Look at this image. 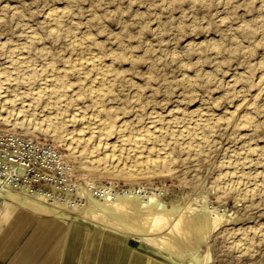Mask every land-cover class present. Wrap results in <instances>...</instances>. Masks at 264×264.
<instances>
[{"label": "rangeland", "instance_id": "374dc122", "mask_svg": "<svg viewBox=\"0 0 264 264\" xmlns=\"http://www.w3.org/2000/svg\"><path fill=\"white\" fill-rule=\"evenodd\" d=\"M3 1V0H2ZM0 1V20H1V23H0V46L3 45V47H0V56L2 54V57H0V65H5L7 64L10 59V54L12 53V50H14L16 47V49L18 50H21L23 52H21L23 55L25 54V56H27L28 58L31 59V61L33 62V64L35 65L38 64V65H35L36 67H41L42 64H44V62H42L43 60L42 59H45L48 55V58L45 59V62L49 60L50 58V62H52L56 67H61L62 66V62H63V58H67V57H70V56H73L74 54V51H71V50H75L74 47H73V42L75 41V38L77 39V41L82 45V46H86L87 48L91 47L92 48H89L91 51H94V52H98V54L103 57L105 54L107 56H110V57H107L106 55L102 58L103 61H105L106 63H109L110 61V64L111 65H114L115 69L117 70V72L119 73V75H113L112 76V82H113V92L112 94L109 96V98L105 99V102L114 107L115 108V111L116 113H118V116H124L122 117L123 119H126L127 121L131 122H135L136 124L138 123H147L149 120H150V117L151 116H154V118H159V122L163 125V126H166V124H168L167 122L171 121L172 123L169 125V126H172L173 124L176 125V123H189L190 121L192 120H196L199 118V121H201L202 123H205V128L207 130H205V136H203L204 140L202 142V146L200 147V151H197V153L195 152H191L190 153L188 151H185V152H182L184 150H180L179 148L176 147V149L174 150V147L171 148L169 147L170 145L166 146V150H167V155L168 156V160H169V167L166 168H163V170H161V175H160V172H158L157 174H153L154 178H152V175L150 177H143V178H138V179H134V180H127L128 182L126 183V181L121 177V175L117 176L115 178V181L113 179V183L115 184L113 186V191L114 190H123L129 186H132L133 187H146L147 190H149L151 187H163V191L161 193V197L162 199L166 202V204L168 206H170V202L173 198H177V202L178 203H184L186 201H193L195 198L196 199H205L207 201L208 204H213L214 206H217L219 209H222L223 212L226 214V215H235L238 219L236 221H232L230 223H226L225 225L223 226H220L216 229H214L212 231V233H210L207 237V242L206 244H203L201 246V249H200V256L202 259H204L206 262L205 264H264V238L262 239L261 237V232L264 231V159H262L261 157L264 158V103H262L264 101L263 99V96H264V91L261 92L263 89L260 88V83L258 82V78L261 76V75H264V70L263 69V65H264V0H201V3L200 0H188V2H185L187 0H164V3H163V0H76V1H72V0H43L42 2L40 0H4L3 2ZM9 1V2H8ZM45 1V2H44ZM47 1V2H46ZM66 1V3H65ZM91 1V2H90ZM130 1V2H129ZM166 1H170V4L168 5L166 3ZM203 1V2H202ZM230 1V2H229ZM11 2V3H10ZM13 2V3H12ZM68 2V3H67ZM179 2V3H178ZM185 2V3H183ZM205 2V3H204ZM232 2V3H231ZM7 3V4H5ZM18 3V4H16ZM23 3V5H22ZM47 3V5H43ZM51 4V8H50V4ZM77 3V4H76ZM177 3V4H176ZM181 3V4H180ZM187 3V4H186ZM197 3V4H196ZM226 6H225V4ZM259 3H263L262 5ZM5 4V6H4ZM16 4V5H15ZM70 4V5H69ZM72 4V5H71ZM74 4V5H73ZM174 4V5H173ZM192 4H194L192 6ZM207 4V5H206ZM7 5V6H6ZM12 7H15V8H12ZM15 5V6H14ZM21 5V6H20ZM53 5V6H52ZM64 5V6H63ZM162 5V6H161ZM168 5V6H167ZM179 5V6H178ZM222 5V6H221ZM224 5V6H223ZM254 6V7H250V6ZM8 6H10L8 8ZM17 6H19L18 8H16ZM23 6V8H21ZM46 6H47V9H46ZM57 9H60L62 10V12L59 14L58 16V20H57V23L58 25L62 28L59 27L60 31L59 33L57 34V36H55L57 39L56 41L54 42L53 39H55V37L53 39H51V36H48V29L50 27L53 26L54 23H52L50 20L48 19H45L47 18L46 17V14L49 9H55L56 7ZM72 6V7H71ZM116 6V7H115ZM126 6L128 9H126ZM129 6V7H128ZM167 6V7H166ZM258 6V7H257ZM3 7V9H2ZM7 7V8H6ZM62 7V8H61ZM81 7V8H80ZM120 7V8H119ZM262 9H261V8ZM6 8V9H5ZM13 11H12V9ZM42 8V10H41ZM44 8V9H43ZM260 8V9H258ZM9 9V10H7ZM17 9V11H16ZM23 9V10H21ZM77 9V10H75ZM123 9V10H122ZM4 10V11H3ZM15 10V11H14ZM47 10V11H46ZM121 10V11H120ZM125 10V11H124ZM136 10V11H135ZM171 10V11H170ZM254 10V11H253ZM10 13H9V12ZM45 11V12H44ZM66 11H68V13H66ZM74 11V12H72ZM258 11V12H257ZM3 12H6L5 14H7L8 12V16L7 15H1V14H4ZM13 14H12V13ZM260 12V13H259ZM14 13H15V17H14ZM63 13V14H62ZM72 13V14H71ZM99 13V14H98ZM116 13V14H114ZM12 14V15H11ZM17 14V15H16ZM22 15L21 18L19 15ZM70 14V15H69ZM77 14V15H75ZM102 16H101V15ZM182 14V15H181ZM222 14V15H220ZM254 14V15H253ZM261 14V15H260ZM39 15V16H38ZM41 15H43L41 17ZM67 15V16H66ZM75 15V16H74ZM95 15H99L98 17ZM138 15V16H137ZM181 15V17H180ZM226 15V16H225ZM253 15V16H252ZM3 16V18H2ZM7 16V18L5 17ZM74 16V17H73ZM92 16V17H91ZM14 19H13V18ZM24 17V18H23ZM40 17V18H39ZM64 17V18H63ZM67 17V18H66ZM70 19H69V18ZM102 17V18H101ZM226 17V18H225ZM252 17L254 19H252ZM263 19H262V18ZM16 18V19H15ZM44 18V19H43ZM73 18V19H72ZM77 18V19H76ZM88 18V19H87ZM90 18V19H89ZM92 18V19H91ZM95 20H94V19ZM98 18V19H97ZM101 18V19H100ZM104 18V19H103ZM137 18V19H136ZM171 18V19H170ZM173 18V19H172ZM183 18V19H182ZM223 18V19H222ZM3 19H6V20H3ZM24 19V20H23ZM26 19V20H25ZM64 19V20H63ZM79 19V20H78ZM101 21H100V20ZM103 19V20H102ZM192 19V20H191ZM245 19V20H244ZM3 20V21H2ZM22 20V22H21ZM28 20V21H27ZM41 20V21H40ZM46 20V21H45ZM60 20V21H59ZM88 20V21H87ZM95 22V23H92V21ZM98 20V21H97ZM159 20V21H158ZM165 20V21H164ZM223 20V22H222ZM260 20H263V21H260ZM5 21V22H4ZM11 21V22H10ZM17 21H20V22H17ZM34 21V22H33ZM39 21V23H38ZM75 21V22H74ZM79 21V23H78ZM86 21V23H85ZM91 21V22H90ZM103 21V22H102ZM3 22V23H2ZM6 22H9V23H6ZM29 25L26 24V23ZM51 22V23H49ZM82 22H84L85 24H83ZM88 22V23H87ZM102 22V23H101ZM160 22V23H159ZM189 22V23H187ZM222 22V23H221ZM243 22V23H242ZM259 22V23H258ZM261 22V24H260ZM6 23V24H5ZM18 23V24H17ZM21 23V24H20ZM37 23V24H36ZM44 23V24H43ZM46 23H49L48 26L49 28H47V24ZM60 23V24H59ZM72 23H75L72 24ZM81 23V24H80ZM90 23V24H89ZM107 23V24H106ZM128 25H127V24ZM182 23V24H181ZM241 23V24H240ZM25 24H26V28H25ZM34 24V25H33ZM36 24V25H35ZM40 24L41 26V29L40 26H38ZM62 24V26H61ZM79 24V25H77ZM91 26H89V25ZM102 24V25H100ZM119 24H120V27H119ZM124 24V25H123ZM181 24V25H180ZM224 24V26H223ZM230 24V26H229ZM243 24V25H242ZM246 24V25H245ZM250 24V25H249ZM255 24V25H254ZM7 25V26H6ZM11 25V27L9 26ZM32 26V29L31 30V26ZM74 25V26H73ZM82 25V26H81ZM85 25V26H83ZM86 25H88L86 27ZM94 25V27H93ZM125 25H127L125 27ZM142 25V26H141ZM165 25V26H164ZM173 25V26H172ZM181 26V28H178ZM238 25V26H237ZM242 25V26H241ZM246 26L245 29H247V32L246 30L244 29V27ZM36 26V27H35ZM38 26V27H37ZM45 26V27H44ZM67 26V27H66ZM73 26V27H72ZM80 26V27H79ZM99 26V27H97ZM103 26V27H102ZM108 26V27H107ZM123 26V27H122ZM130 26V27H129ZM148 28V30L145 31V27ZM184 26L183 30H182V27ZM261 26V28H260ZM20 27V28H19ZM75 27V28H74ZM77 27V28H76ZM80 29H79V28ZM85 27V28H84ZM97 27V29H93V28ZM122 27V28H121ZM125 27V28H124ZM132 27V28H131ZM143 27V28H142ZM166 27V28H165ZM229 27V28H228ZM231 27V28H230ZM240 27V28H239ZM7 28V29H6ZM18 28V29H17ZM23 28V29H22ZM30 28V29H29ZM35 28V29H34ZM82 28V29H81ZM87 28V29H86ZM135 28V29H134ZM238 28L239 31L238 32ZM250 28V29H249ZM255 28V29H254ZM6 29V30H5ZM22 29V30H21ZM75 29H76V33H75ZM84 29V30H83ZM89 29V30H88ZM91 29V30H90ZM102 29V30H101ZM126 29V30H124ZM134 29V30H133ZM161 29V30H160ZM177 29V30H176ZM223 29V30H222ZM230 29V30H229ZM232 29V30H231ZM263 29V30H262ZM4 30V31H3ZM17 30V31H15ZM24 30V31H23ZM27 30V31H26ZM36 30V31H35ZM41 30V31H40ZM73 32H71V31ZM81 32H80V31ZM89 32H88V31ZM98 30V31H97ZM101 30V31H100ZM110 30V32H109ZM113 30V31H112ZM120 30V33L118 32ZM131 30H133L134 32H132ZM142 30V32H140ZM143 30L145 32H143ZM164 30V31H163ZM181 30V32H180ZM234 30V32H233ZM249 30V31H248ZM254 30V31H252ZM258 30H262L261 32V35H260V31ZM23 31V32H21ZM38 31V32H37ZM44 31V32H43ZM64 33H63V32ZM95 31V32H94ZM106 33L104 34L103 33ZM122 31V32H121ZM139 31V32H137ZM31 34H29V33ZM61 32V33H60ZM73 34H71V33ZM77 32H80V33H77ZM102 33V35L100 33ZM115 32V33H114ZM124 32V33H123ZM129 32V33H128ZM155 32V33H154ZM162 32V33H160ZM244 32V33H243ZM16 33V34H15ZM20 33H21V36H20ZM27 33V35H26ZM46 35H42V34ZM67 33V35L65 34ZM70 33V34H69ZM84 33V34H83ZM99 33V34H98ZM128 33V34H127ZM136 33V34H134ZM205 33V34H204ZM207 33V34H206ZM230 33H231V36H230ZM237 33V34H236ZM254 33H257L256 35H254ZM259 33V34H258ZM8 36H7V35ZM19 34V35H17ZM24 34V36H23ZM36 34V35H35ZM41 34V35H40ZM62 34V35H61ZM82 34V36H81ZM93 34V35H92ZM113 34H120V35H123L125 34V36H121L120 38V35L119 38H117L118 36H112ZM134 34V36H133ZM139 34H142V35H139ZM204 34V35H203ZM228 34V35H227ZM237 35V36H232V35ZM33 37V38H36L34 37L37 36L36 39H34L35 41H37L38 39V42H35L34 43V40L32 41V38L30 37ZM39 35V37H38ZM60 35V38H58ZM73 37H72V36ZM76 35V36H74ZM98 35V36H97ZM102 36V37H99V36ZM130 35V36H129ZM136 35V36H135ZM157 35V36H156ZM216 35V36H215ZM218 35V36H217ZM250 35V36H249ZM3 36V37H2ZM6 36V37H5ZM10 36V38H9ZM70 36V38H69ZM88 38H86V37ZM94 36V37H93ZM108 36H111L108 37ZM141 36V37H140ZM213 36V37H212ZM221 36V37H220ZM246 36V37H245ZM15 37V38H14ZM18 37V38H17ZM22 37L24 40H22ZM26 37V38H25ZM28 37V38H27ZM44 39H43V38ZM64 37V38H62ZM67 37V40H65ZM122 37H127L126 39L122 38ZM130 37V38H129ZM134 37V38H133ZM135 37L136 39L138 40H142L143 41V45H141L142 41L139 43L137 40V42H135ZM140 37V39H139ZM147 37V38H146ZM210 37L212 38V43L213 45L209 44V41L211 42V39ZM228 37V38H227ZM239 37V38H238ZM13 38V39H12ZM91 38V39H89ZM117 38V39H115ZM209 38V39H208ZM2 39V40H1ZM30 41H29V40ZM48 39V40H47ZM64 39V40H63ZM92 39H93V43H92ZM102 39V40H100ZM123 39V40H122ZM129 39V40H128ZM133 39V40H132ZM206 39V40H204ZM216 39V42H214ZM219 39V40H218ZM222 42H221V40ZM238 40L237 43H235V40ZM261 39V40H260ZM9 40V41H8ZM13 42L11 44V42ZM15 42H14V41ZM22 40V41H21ZM49 42H47V41ZM58 40L59 43H58ZM73 40V42H72ZM85 40V41H84ZM106 40V41H105ZM116 40V41H115ZM118 40V42H117ZM121 40V42L119 41ZM161 40V41H160ZM165 40V41H164ZM199 40H202L201 43L204 44H207L204 48V46L202 44H199L200 41ZM218 40V41H217ZM231 40V42H230ZM3 41V42H2ZM20 41L23 43L20 44ZM41 41V43H40ZM67 41V42H66ZM115 41L114 44H112V42ZM191 41V42H190ZM194 41V44L192 43ZM257 41H259L257 43ZM31 44H30V43ZM44 42V43H43ZM46 42V44H45ZM66 42V43H65ZM106 42H110V43H106ZM124 42V43H123ZM131 42V43H130ZM148 42V43H146ZM151 42V43H150ZM198 42V43H197ZM206 42V43H205ZM241 42V43H240ZM263 42V44H262ZM4 43H7L4 44ZM49 45H48V44ZM52 43V44H51ZM55 43V44H54ZM63 43V44H62ZM70 43V44H69ZM72 43V44H71ZM97 45H96V44ZM123 43V44H122ZM150 43V44H149ZM192 43V45H191ZM197 43V44H196ZM216 43V44H215ZM218 43V44H217ZM222 43V44H221ZM25 44V45H24ZM27 44V45H26ZM41 44V45H40ZM43 44V45H42ZM55 46H54V45ZM60 44V45H59ZM94 44V45H93ZM103 44V46H102ZM111 44V45H110ZM121 44V45H120ZM148 44V45H147ZM189 44V45H188ZM198 46H196V45ZM242 45V46H239ZM254 44H256L254 46ZM15 47H13V46ZM18 45V46H17ZM24 45V46H21ZM37 45V46H36ZM88 45V46H87ZM105 45V46H104ZM130 45V46H128ZM132 45V46H131ZM137 45V46H136ZM140 45V46H138ZM151 45H153V47H151ZM163 45V46H162ZM187 45V46H186ZM231 45V46H230ZM4 46H7V48L5 47L4 49ZM9 46V47H8ZM13 48H11V47ZM30 46V47H28ZM33 46V47H32ZM36 46V47H35ZM45 46V47H44ZM54 46V47H53ZM57 46V47H56ZM65 46V47H64ZM98 46V47H97ZM103 48H102V47ZM107 46V47H106ZM117 46V47H116ZM124 46V48H123ZM135 46V47H134ZM193 46V48H192ZM195 46V47H194ZM202 46H203V49H202ZM211 46V47H209ZM214 46H216L214 48ZM225 47L223 50L221 49L222 47ZM240 47V51L238 52L237 48ZM245 46L248 47L250 50H251V53L250 50L248 51V48L247 50L245 49ZM261 46V47H260ZM25 48V51H24V48ZM35 47V48H34ZM42 47V48H41ZM52 47V48H51ZM61 47V48H60ZM67 47V48H66ZM100 48L101 47V50L103 51L102 53L100 52L99 49L97 48ZM105 47V48H104ZM109 47V48H108ZM116 47V48H115ZM120 47V48H119ZM122 47V49H121ZM128 49H127V48ZM142 49L140 50L139 49ZM149 47V49H148ZM161 47V48H160ZM166 47V48H165ZM188 47V48H187ZM191 47V49H190ZM244 47V48H243ZM9 48V49H8ZM21 48V49H20ZM23 48V49H22ZM95 48V49H94ZM113 48V49H112ZM115 48V49H114ZM134 48V49H132ZM145 48V49H144ZM155 48V50H154ZM160 48V49H159ZM163 48V49H162ZM172 48V49H171ZM197 48H199L197 50ZM211 48V50H210ZM227 48H229L227 50ZM231 48V49H230ZM234 48V49H233ZM236 48V49H235ZM8 49V51H7ZM11 49V50H10ZM15 49V50H16ZM29 49V50H28ZM36 49V50H35ZM40 49H43L44 51L43 52H46L48 54H45L44 53H38V50ZM49 49V50H48ZM50 49H51V52H50ZM65 51L64 52V55H61L63 54V50ZM70 51H69V50ZM117 49V50H116ZM119 49H121L119 51ZM128 51H127V50ZM131 49V50H130ZM187 49V50H186ZM190 49V50H189ZM213 49H215L217 51V53L214 51L213 52ZM244 49H245V52H244ZM256 49V51H254ZM27 50V52H26ZM31 50V52H30ZM34 50V51H32ZM57 50V53L55 55V51ZM62 50V51H60ZM68 50V51H66ZM110 50V51H109ZM112 50V52H111ZM125 51V53L127 52V54L125 55L122 54L123 52ZM146 50V51H145ZM173 50V51H172ZM178 50V51H177ZM186 50V51H185ZM207 50V52H205ZM225 50V52H224ZM227 50V51H226ZM236 52H235V51ZM3 51V52H2ZM48 51V52H47ZM109 51V52H107ZM119 53H118V52ZM140 51V52H139ZM142 51H145V53L147 54H144V52ZM155 52V53H152V52ZM163 51V52H162ZM180 51V52H179ZM193 51V52H192ZM197 51V52H196ZM201 51V53L199 52ZM221 51V52H220ZM229 51L233 52L234 53H229ZM243 51V52H242ZM6 52V53H5ZM8 52V53H7ZM29 52V53H28ZM34 54H33V53ZM117 52V53H115ZM122 52V53H120ZM137 52V53H135ZM157 52V53H156ZM193 54H192V53ZM196 52V53H195ZM210 54H209V53ZM212 52V53H211ZM228 52V54H227ZM249 54H248V53ZM36 53V54H35ZM66 53V54H65ZM68 53V54H67ZM72 53V54H71ZM103 53H105L103 55ZM112 53L114 55V57H117L116 59L114 57H112ZM133 53V55H131ZM142 53V54H141ZM150 53V54H148ZM162 53V54H161ZM165 53V54H164ZM178 53V54H177ZM191 53V54H190ZM195 53V55H194ZM223 54L225 56H222L221 54ZM237 53V54H236ZM239 53V54H238ZM8 54H9V57H8ZM28 54L30 56H28ZM51 54V55H50ZM117 54V55H116ZM121 54V55H120ZM136 54V55H135ZM140 54V55H139ZM157 54V55H156ZM162 57H160V55ZM187 57H186V55ZM199 54V55H198ZM206 56H205V55ZM214 54V55H213ZM230 54V55H229ZM245 57H244V55ZM248 54V55H247ZM252 54V55H251ZM33 57H32V56ZM35 55L39 56L40 58H35ZM44 55V57H43ZM51 57H50V56ZM131 55V56H130ZM138 55L140 57H143L141 55H144L145 58H139ZM164 55V56H163ZM177 55V56H176ZM182 55H184L183 58ZM191 55V57H190ZM209 55V56H208ZM216 55V56H215ZM228 55V56H226ZM234 55V56H233ZM237 55V56H236ZM238 55H240L238 57ZM243 55V56H242ZM250 55V56H249ZM37 56V57H38ZM65 56V57H64ZM123 56H127V58L125 59ZM135 56H137L139 59V61H137V58H134ZM167 56V57H166ZM176 56V60H175V57ZM189 56V57H188ZM213 56V57H211ZM231 56V57H230ZM249 59H248V57ZM55 57H60L59 59L55 58ZM108 59H107V58ZM133 57V58H132ZM172 57V58H170ZM182 57V58H181ZM198 57V58H197ZM200 57V58H199ZM208 59H206V58ZM209 57V58H208ZM218 57V58H217ZM221 57V58H219ZM226 57H228L226 59ZM260 57V58H259ZM262 57V58H261ZM62 58V60H61ZM114 58V59H112ZM160 58V59H159ZM165 58V60H164ZM167 58V59H166ZM179 58V59H178ZM188 58V59H187ZM201 58H204L206 59L207 61H205L204 59H201ZM212 58V59H211ZM239 58V59H238ZM36 59V60H35ZM41 59V60H40ZM57 59V60H56ZM123 59V61H122ZM131 59H134V60H131ZM142 59V60H141ZM144 59V60H143ZM158 59V60H156ZM176 61V62H174ZM184 59V60H183ZM187 59V60H186ZM226 59V60H225ZM230 59V60H229ZM233 61H232V60ZM258 59V60H257ZM262 59V60H261ZM4 60V62H2ZM35 60V61H34ZM40 60V61H39ZM56 60V61H55ZM60 60V61H59ZM117 60V61H115ZM119 60V61H118ZM131 60V61H130ZM149 62V63H147ZM152 60V61H151ZM154 60V61H153ZM165 62H163V61ZM168 60V61H167ZM180 60V61H179ZM219 60V61H218ZM229 60V61H227ZM256 60V61H255ZM39 61V62H38ZM145 61V62H144ZM164 63L162 64L161 63ZM186 61H191V64L190 62H186ZM198 61V63H195V62ZM210 61V62H209ZM212 61V62H211ZM223 61V62H222ZM227 61V62H226ZM255 61V62H254ZM260 61H261V67L260 66ZM58 62V63H56ZM61 62V63H59ZM112 62V63H111ZM118 62V63H117ZM133 63L135 62L136 64H129V63ZM152 62H153V65H152ZM156 62V63H154ZM157 62H160L161 63V66H159L160 64ZM181 62V63H180ZM183 62H184V65H183ZM217 62H220V63H217ZM257 62V63H256ZM121 63V64H120ZM137 63L139 64L140 63V66H137ZM146 65H145V64ZM177 63V64H176ZM189 63V65H188ZM224 63V64H222ZM256 65H255V64ZM263 63V64H262ZM58 64V65H56ZM156 64V65H155ZM198 64V65H197ZM200 64V65H199ZM213 64V65H212ZM251 64L253 66H251ZM259 64V66H258ZM128 65V66H127ZM133 65V67L131 68V66ZM136 65V66H135ZM144 65V66H143ZM149 65V66H148ZM195 65H197V67H194ZM219 65H221L220 67L222 68H219ZM122 66V67H121ZM126 66V67H125ZM155 66H157L155 68ZM171 66V67H170ZM180 66V67H178ZM190 66V67H189ZM218 66V68H217ZM244 66V67H243ZM246 66V67H245ZM113 67V68H114ZM119 67V68H118ZM132 69H130V68ZM140 67V68H138ZM148 67L149 69H151L150 71L148 70ZM151 67V68H150ZM161 67L165 69L162 71L161 70ZM193 67V68H191ZM200 67V68H199ZM235 67V68H234ZM240 67V68H239ZM259 68V69H256V68ZM129 68V70H128ZM137 68V69H136ZM145 70H144V69ZM154 70H153V69ZM180 68V70H179ZM187 68H189L187 70ZM202 68V69H201ZM206 68V69H205ZM217 68V69H216ZM255 68V69H254ZM136 69V70H135ZM143 69V70H142ZM147 69V71H146ZM183 69V70H182ZM193 69V71H191ZM199 69V70H198ZM211 69V70H210ZM214 73H213V71ZM216 69V70H215ZM261 69V70H260ZM137 72H135V71ZM141 73H140V71ZM156 70H158L156 72ZM161 70V72H160ZM168 70V71H167ZM204 70V71H203ZM227 70V71H226ZM139 71V72H138ZM149 71V72H148ZM186 71V72H185ZM198 71L199 75L196 73ZM224 71V73H223ZM226 71V73H225ZM249 74H247L248 72ZM257 71V72H256ZM128 72V73H127ZM132 74H138V75H131ZM146 72V73H145ZM151 72L154 74L151 75ZM166 72V73H165ZM204 72V73H202ZM208 72V73H207ZM212 72V73H211ZM222 72V73H221ZM232 72V74H231ZM236 72V73H235ZM244 72V73H243ZM247 72V73H245ZM262 72V73H261ZM126 73V74H125ZM145 73V74H144ZM150 73V74H149ZM157 73V75H156ZM160 73V74H158ZM164 75H163V74ZM192 73V74H191ZM240 73V74H238ZM253 73V74H252ZM255 73V75H254ZM260 73V75H259ZM125 74V77L126 78H123ZM145 77H143L144 75ZM162 74V75H161ZM168 74V75H167ZM175 74V75H174ZM181 74V75H179ZM201 74V75H200ZM230 74V75H229ZM245 74V75H243ZM251 74V75H250ZM130 75V76H129ZM157 77H156V76ZM161 75V76H160ZM166 75V76H165ZM178 75V76H177ZM197 75V76H196ZM208 75L210 77H213L210 78L208 77ZM227 75V76H226ZM247 75V76H246ZM119 76V77H118ZM123 76V77H122ZM128 76V77H127ZM142 76V79H140V77ZM148 76V77H147ZM154 76V77H153ZM165 76V77H163ZM185 76V77H184ZM231 76V78H230ZM240 76V77H238ZM251 76V78H249ZM252 76H254L252 78ZM130 77V78H129ZM152 77V78H151ZM177 77V78H176ZM186 77H188V79H186ZM229 77V78H228ZM238 77V78H237ZM244 79H243V78ZM256 77V78H255ZM151 78V79H150ZM162 78V79H161ZM164 78V79H163ZM174 78V79H173ZM202 78H205V79H202ZM233 78V79H232ZM74 77L70 78L69 81H70V84L72 85L73 84V80ZM122 79V80H121ZM135 79V81L133 80ZM150 79V80H148ZM157 79V80H156ZM160 79V80H159ZM166 79V80H165ZM170 79V80H169ZM172 79V80H171ZM179 81H176L178 80ZM197 79V80H196ZM230 81H228V80ZM232 79V80H231ZM121 80L123 83L125 84H122ZM124 80H127V82H125ZM148 80V81H146ZM153 80V82L151 81ZM159 80L158 83H155ZM173 80H175L173 82ZM181 80H187L185 82H182L181 83ZM194 80V81H193ZM201 82H199V81ZM207 80V81H205ZM241 80V81H240ZM250 80H252L250 82ZM257 80V82H256ZM134 84V86H132V84L130 82ZM146 81V83H145ZM170 81V82H168ZM196 81V82H195ZM210 81V82H209ZM217 81V83H215ZM235 81V82H234ZM244 81V83H243ZM120 82V83H119ZM143 82V84L141 83ZM167 82V83H165ZM176 82V83H175ZM195 82V84H194ZM203 82L205 83V85H207L206 87L202 86L203 85ZM230 83V85L227 84ZM246 82V83H245ZM249 82V83H248ZM253 82V83H252ZM126 83H130L131 84V88L130 87V84L129 86L126 84ZM148 83V84H147ZM163 83V84H162ZM170 83V84H169ZM187 83V84H186ZM196 83H197V86H196ZM198 83L200 84V86H198ZM226 83V84H225ZM256 83V84H255ZM122 86H120V85ZM161 84V85H160ZM219 84V85H218ZM221 84V85H220ZM247 84V85H245ZM255 84V85H254ZM31 84H26L25 86L22 85V83H19L17 86H23V88L19 87L18 89H28L32 87V89L34 88V86H36L37 84L36 83H33ZM34 85V86H33ZM125 85V87H124ZM127 85V86H126ZM139 87H137V86ZM142 85V86H141ZM144 85V86H143ZM148 85V86H147ZM150 85V87H149ZM174 85V86H173ZM232 85H233V88H232ZM244 85V86H243ZM251 85V86H250ZM259 85V86H258ZM16 86V85H15ZM16 86V87H17ZM136 86V88H135ZM144 88V89H142ZM146 86V87H145ZM228 87V88H225V87ZM231 86V87H230ZM235 86V87H234ZM239 86V87H237ZM257 86V87H256ZM118 87H121V88H118ZM126 87H128L129 89H127ZM134 87V88H132ZM164 87V88H163ZM166 87V88H165ZM170 89H169V88ZM183 87V88H181ZM187 87V88H186ZM190 87V88H189ZM200 87H203L201 88V90H199ZM242 87V88H241ZM245 87V88H244ZM71 88V87H70ZM72 88H74L72 86ZM117 88H118V91H117ZM141 88V89H140ZM150 88H153V89H150ZM158 88H160L159 90H157ZM163 90H162V89ZM188 90H186V89ZM194 88H195V91H194ZM238 90H237V89ZM244 88V89H243ZM250 88V90H249ZM254 88V91L252 89ZM260 88V89H258ZM129 91H127V90ZM134 89V90H132ZM139 89V91H138ZM165 89V90H164ZM193 89V90H192ZM197 89L199 91H197ZM225 89V90H224ZM241 89V90H240ZM259 91H258V90ZM121 90V91H120ZM126 90V91H125ZM147 90V91H146ZM155 90V91H154ZM169 90V91H168ZM180 90V91H179ZM191 90V91H190ZM246 94H245V92ZM256 90L258 92H261V93H257ZM74 91V90H73ZM135 91V92H134ZM141 91V92H140ZM146 92L145 94H143L144 92ZM150 91V92H149ZM153 93H152V92ZM158 91V92H156ZM164 91V92H163ZM186 92L185 94H181V92ZM227 91V92H226ZM233 91V92H232ZM241 91V92H240ZM249 91V93H248ZM251 91V92H250ZM71 92H72V89H71ZM123 92L125 93V95L123 96ZM129 92L130 94V99L129 98V94H127ZM149 92V93H148ZM237 92V93H236ZM240 92V93H239ZM259 94L258 97L257 95H255L256 98L253 97L252 94ZM122 93V94H120ZM148 93V94H147ZM155 93H158V94H155ZM169 94V95H166V94ZM195 93V94H194ZM199 93V95H198ZM205 93V94H204ZM208 93V94H207ZM223 93H226L227 95L225 96V94L223 95ZM239 93V94H238ZM242 93V94H241ZM119 94V96H118ZM133 94H137V95H133ZM145 98H143L142 96ZM155 94V95H154ZM190 96H189V95ZM203 94V96H202ZM234 94V95H233ZM262 94V96H261ZM117 95V96H115ZM148 95V97H146ZM150 95V96H149ZM178 95V96H177ZM181 95V96H180ZM184 95V96H183ZM188 95V96H187ZM231 97H230V96ZM237 95V96H236ZM128 96V97H127ZM133 96V98H132ZM136 96L138 98V96H140L138 99H136ZM157 96V97H156ZM177 96V97H176ZM202 97V100L201 97ZM223 96V97H221ZM225 96V97H224ZM247 96V97H246ZM251 96V97H250ZM118 97V98H117ZM122 99H119L121 98ZM125 97H127V100H125ZM155 97V98H153ZM180 99H179V98ZM194 100L191 101V98ZM221 97V98H220ZM238 98V99H235V98ZM244 97V98H243ZM112 98H117L116 101L113 99L112 101ZM135 98V100H134ZM169 100H168V99ZM177 101H176V99ZM183 98V99H182ZM206 98V99H205ZM220 98V99H219ZM223 98L225 99L223 101ZM245 98L247 100V102L244 103L245 101ZM259 98L263 99L261 101H258ZM109 99V100H108ZM111 99V100H110ZM119 99V100H118ZM132 99V100H131ZM148 100V104H147V100ZM164 99V100H163ZM168 101V106L167 108L165 107L167 105V101ZM204 99V100H203ZM211 99V100H210ZM215 99V100H214ZM219 99V100H217ZM233 99V100H232ZM123 101L120 103V101ZM134 100V101H133ZM137 100V101H136ZM143 100V102L141 101ZM152 100H154V102H152ZM156 100V101H155ZM161 100V102H159ZM180 100V101H179ZM182 100V101H181ZM198 100V101H197ZM206 100V102H205ZM229 102H228V101ZM253 100V101H252ZM112 101V102H111ZM132 101V102H130ZM137 104H136V102ZM140 103H139V102ZM174 103H173V102ZM189 101V102H188ZM202 102L199 104V102ZM220 104H219V102ZM238 101V102H237ZM241 101V102H240ZM258 101V102H257ZM87 101L85 100H81V105L84 107V111L86 113L89 112V105H88V102L86 104ZM128 102V103H127ZM130 102V103H129ZM165 102V103H164ZM173 104H172V103ZM179 102V104H178ZM228 102V103H227ZM232 102V103H230ZM257 102V103H256ZM260 102V103H259ZM120 103V104H119ZM123 103V104H122ZM127 103V104H126ZM139 103V104H138ZM145 105H144V104ZM163 103V105H161ZM188 103V104H187ZM198 103V104H197ZM214 104V107L211 108ZM216 103L218 105H216ZM224 103V104H223ZM234 103V104H233ZM249 103V104H248ZM252 103V104H251ZM256 103V104H255ZM259 103V104H258ZM115 104V105H113ZM143 104V105H141ZM174 104H176L174 106ZM184 104V105H183ZM204 106H203V105ZM233 104V105H232ZM242 104H244L242 106ZM247 104L249 106V108L247 109ZM258 104V105H257ZM85 105V106H84ZM88 105V107H87ZM120 105V106H118ZM135 105H137L135 107ZM147 105V106H146ZM150 105V107H148ZM179 105V106H177ZM190 105V106H188ZM230 107H229V106ZM231 105L233 107H231ZM235 105V107H234ZM251 105V106H250ZM130 106V107H128ZM134 106V107H133ZM142 106V108H141ZM156 106V107H154ZM173 106V107H172ZM186 106V107H184ZM203 106V107H201ZM207 106V107H205ZM223 106V107H222ZM245 106V107H244ZM252 106H255V107H252ZM257 106H260L259 108ZM139 107V108H138ZM146 107V108H144ZM153 107V108H152ZM172 107V108H171ZM194 107V108H193ZM200 107V108H199ZM239 107V108H238ZM250 107L252 109H250ZM119 108V109H118ZM126 110H125V109ZM130 108V109H129ZM133 108V109H131ZM137 108V109H136ZM151 108V109H150ZM157 110H156V109ZM198 108V109H197ZM221 108V109H220ZM243 108V109H242ZM256 108V110H254ZM263 108V109H262ZM122 109V110H121ZM152 111H150V110ZM172 109V110H171ZM200 109V110H199ZM212 109H214L212 111ZM241 111H240V110ZM258 109V110H257ZM129 110V111H128ZM138 110V111H137ZM146 110V111H145ZM166 110V111H165ZM177 110V111H176ZM182 110V111H181ZM184 110V111H183ZM203 110V111H202ZM207 110V111H206ZM210 110V111H209ZM222 110V111H221ZM245 110V111H244ZM254 110V111H253ZM262 112H261V111ZM119 111V112H118ZM129 114H127L126 113ZM142 111V112H141ZM150 111V112H149ZM156 111V113L154 112ZM174 111V112H173ZM181 111V112H180ZM188 111V112H187ZM190 111V112H189ZM194 111V112H193ZM225 111V112H224ZM258 111V112H257ZM122 112V113H121ZM131 112V113H130ZM134 112V113H133ZM146 113V115L144 116V114ZM151 112H154V113H151ZM171 112V113H170ZM178 112V113H176ZM180 112V113H179ZM201 114H200V113ZM215 112V113H214ZM236 112V113H235ZM126 113V114H124ZM143 115H142V114ZM169 113V114H168ZM183 113V114H182ZM191 113V114H190ZM219 113V114H218ZM227 113V114H226ZM260 113V114H259ZM263 113V114H262ZM122 114V115H121ZM134 114V115H133ZM136 114V115H135ZM148 114V115H147ZM160 114V116L158 115ZM162 114V115H161ZM172 115V119H171V115ZM189 114V115H188ZM200 114V115H199ZM211 114V115H210ZM226 114V115H225ZM240 114H247L249 117H250V122H243V118ZM262 114V115H261ZM126 115V116H125ZM140 115V117L138 116ZM157 117H156V116ZM170 115V116H169ZM177 115V116H176ZM204 115V116H203ZM235 115V116H233ZM238 115V116H237ZM131 116H134V119L131 117ZM148 116V117H146ZM176 116V118L178 117L179 120L177 119H174V117ZM180 116V117H179ZM184 116V118H183ZM198 116V117H197ZM221 116V117H220ZM225 116V118H224ZM233 116V118H232ZM131 119H130V118ZM138 117V118H137ZM144 119H143V118ZM168 117V118H167ZM188 117V118H187ZM204 117V118H203ZM137 118V120H136ZM153 117H151L152 119ZM164 118V119H162ZM192 118V120H191ZM212 118V119H211ZM214 118V119H213ZM219 118V120H218ZM222 119V122H220V119ZM229 118V119H228ZM242 118V119H241ZM261 120H260V119ZM171 119V120H170ZM174 119V120H173ZM189 119V120H188ZM201 119V120H200ZM235 119V120H234ZM257 119V120H256ZM134 120V121H133ZM142 120V121H141ZM144 120V121H143ZM166 120H169V121H166ZM230 120V121H228ZM234 120V121H232ZM176 123H174V122ZM180 121V122H179ZM182 121V122H181ZM187 121V122H185ZM220 123H218V122ZM256 121V122H255ZM263 124H262V122ZM166 122V123H165ZM213 122V123H211ZM255 122V123H254ZM261 122V123H260ZM134 123V124H135ZM214 123L217 124V126L215 125V128L214 127ZM223 123V125H222ZM228 123V124H227ZM233 123V124H232ZM241 123V124H239ZM249 123V124H248ZM258 123V125H257ZM133 124V123H132ZM211 124V125H210ZM248 127L250 125V127L252 128H247L246 126ZM252 124V125H251ZM254 124V126H253ZM261 124L263 125V127L261 126ZM181 125V124H180ZM226 125V126H225ZM230 125V126H229ZM210 126V127H209ZM212 126V127H211ZM244 126V127H243ZM256 126H259L260 128L256 127ZM222 127V128H221ZM233 127H237L236 130L234 131L235 128ZM241 127V129H240ZM243 127V129H242ZM254 127V128H253ZM221 128V129H220ZM245 128V129H244ZM248 130H247V129ZM216 129V131H215ZM228 129V130H227ZM239 129V130H238ZM256 129V130H255ZM257 129H260V130H257ZM262 129V130H261ZM7 130V131H6ZM12 130V131H11ZM221 130V131H220ZM242 130V131H241ZM0 131H6L7 133H14V135H17V136H21V137H30L36 141H39V142H48V143H51L53 144L58 150L59 152L62 154L65 152V149L63 147V145H61L59 142H55L54 140H52L49 136H46L45 134H43L41 131H38V130H35V131H32V132H27V131H24L22 130L21 128H11L9 129V127L5 126L4 124H2L0 122ZM16 131V132H15ZM208 131V134L207 132ZM215 131V132H214ZM239 131V132H237ZM248 131V132H247ZM255 131V132H254ZM26 132V133H25ZM238 134H237V133ZM17 133V134H16ZM19 133V135H18ZM211 135H210V134ZM252 133V134H251ZM113 134L115 136H113ZM231 134V135H230ZM243 134V135H242ZM257 134V135H256ZM110 138L111 139H115L116 137V134L113 132V133H110L109 134ZM209 135V136H208ZM239 135V136H237ZM249 135V136H248ZM257 137H256V136ZM262 135V136H261ZM113 136V137H112ZM240 138V136H242L240 139L237 138V137ZM261 136V137H260ZM48 137V138H46ZM248 139H247V138ZM209 138V139H207ZM233 138V139H232ZM236 138V141H234ZM243 138V140H242ZM246 139V140H245ZM238 140V141H237ZM241 142H240V141ZM248 140V141H247ZM205 141L207 143H205ZM247 141V142H246ZM54 142V143H53ZM235 142V144H234ZM251 142V143H250ZM225 143V144H224ZM232 143V147L229 146V144L231 145ZM239 143V144H238ZM58 144V145H57ZM205 148H204V146ZM241 144V145H240ZM243 144V145H242ZM245 144H250L249 145H246L244 146ZM256 144V145H255ZM220 145V146H219ZM234 145V146H233ZM240 145L241 147L240 148H251V150L249 151V156L247 155V157H245V159H247L245 165H243L242 167H239L240 165H238V167L236 168H240V170L236 169L237 171H242V173L245 174V177L243 176L245 183L248 184V182L250 181V183H255L256 182V189L254 190L253 193L251 194H255L254 195H251L249 194L248 196L246 197H243V198H240L241 196H238L236 194H234L233 192L231 191H228V192H231V193H228L226 190L225 192L222 193V188L221 186L224 184V181L223 180V173L228 169L227 166H226V163L224 162V160L226 161V159L229 157V155L236 149H239V146ZM211 146V147H210ZM228 146V147H226ZM236 146V147H235ZM260 146V148L262 149H258ZM203 147V148H202ZM207 147V148H206ZM219 147V148H218ZM223 147H225L223 149ZM235 147V148H234ZM169 148V149H167ZM229 148V149H228ZM231 148V150H230ZM179 149V150H178ZM205 149V150H204ZM228 151H227V150ZM258 151H257V150ZM204 150V151H203ZM230 150V151H229ZM253 150V151H252ZM256 150V151H255ZM169 151V152H168ZM177 151H178V154H177ZM203 151V152H202ZM224 151V152H223ZM252 151V153H250ZM184 153V157L182 155V153ZM206 152V153H205ZM220 152V153H219ZM224 154H223V153ZM229 152V153H228ZM169 153V154H168ZM171 153V154H170ZM187 153V154H186ZM189 153V155H188ZM193 153V154H192ZM198 153L200 155H198ZM202 153V154H201ZM256 154L254 157L252 154ZM262 153V154H261ZM191 154V155H190ZM196 156H195V155ZM171 155V157H170ZM181 155V157H180ZM225 157H224V156ZM260 155V156H259ZM178 156V157H177ZM188 156V157H187ZM223 156V158H222ZM171 158V159H170ZM182 159V160H179L178 159ZM224 159V160H223ZM256 159V160H255ZM172 160V162H171ZM250 160L252 162H250ZM255 160V161H254ZM174 161V162H173ZM222 161V162H221ZM171 162V163H170ZM250 162V163H249ZM257 162L259 165H257ZM261 162V163H260ZM217 163H220V166L219 164L217 165ZM224 163V164H223ZM263 163V164H262ZM224 165V168L223 169V165ZM253 166H252V165ZM171 165V166H170ZM247 165H250L249 167ZM255 165V166H254ZM245 166V167H244ZM247 166V167H246ZM263 166V167H261ZM170 167H172L170 169ZM221 167V168H220ZM220 168V169H219ZM224 170L223 172L221 171ZM243 169V170H241ZM255 172L257 174L254 175V173H252V171ZM263 169V170H262ZM74 170V169H73ZM250 173H248V171ZM259 170V171H258ZM75 171V170H74ZM244 171V172H243ZM261 171V172H260ZM168 172V174H167ZM221 175H220V174ZM252 173V174H251ZM261 173V174H260ZM263 173V174H262ZM80 172H74V175L75 176V180H79V175ZM249 174V176H248ZM158 175V177L156 176ZM255 178H254V176ZM256 175H258L256 177ZM260 175V177H259ZM219 176L222 178H219ZM89 177V176H88ZM219 179H218V178ZM248 177V180L247 178ZM262 177H263V180H262ZM252 178V179H251ZM261 178V179H260ZM94 183L95 185H98L99 183H102V182H105V179L104 177H94ZM255 179V180H254ZM137 180H138V183H137ZM143 180V181H142ZM220 180V182H219ZM133 181V183H131ZM216 184H215V182ZM220 183H218V182ZM222 181V182H221ZM254 181V182H252ZM258 181V182H257ZM116 182V183H115ZM140 182V183H139ZM150 182V184H149ZM263 182V183H262ZM249 183V184H250ZM132 184V185H131ZM139 184V185H138ZM141 184V185H140ZM145 184V185H144ZM157 184V185H156ZM159 185V186H158ZM213 185V186H212ZM220 186V187H219ZM156 187V188H157ZM221 189H219V188ZM260 187V188H259ZM10 188V187H9ZM9 188H5V187H2L0 186V190L2 191H6L7 189ZM116 188V189H114ZM219 190H217V189ZM259 189V190H258ZM12 190H15V191H19V189L17 188H14ZM261 191V192H259ZM21 192V191H20ZM144 193V191H142ZM257 192V193H256ZM218 193V194H217ZM258 193H262V194H258ZM260 195V196H259ZM236 196V197H235ZM250 196V197H249ZM247 197L249 198V200L247 199ZM252 197V198H251ZM245 198V200H244ZM75 201H78V198H74ZM254 200V201H253ZM258 201V202H257ZM50 202V201H48ZM168 202V203H167ZM257 202V203H256ZM4 205V203L0 200V207H2ZM49 206V205H48ZM83 223L82 224H88V225H92L91 222L89 221H82ZM237 226V227H236ZM244 226V227H243ZM225 227V229H223ZM232 227V228H230ZM239 227V228H238ZM260 227V228H259ZM262 227V228H261ZM229 228V229H228ZM236 228V229H235ZM241 228V229H240ZM243 228V229H242ZM257 232H254V230ZM259 230H258V229ZM228 229V230H226ZM231 229H233L232 231H230ZM239 229V230H238ZM248 231H247V230ZM34 230V224H29L28 226L24 227L23 229H21L20 231H18L15 236H13L10 241H3L2 242V239L0 240V264H6V262L8 261L9 259V256L10 254H14L16 248H18L33 232ZM222 230V231H221ZM224 230V231H223ZM237 230H238V234H237ZM243 231V233H239L241 231ZM259 232H258V231ZM261 230V232H260ZM230 231V232H229ZM223 232V234L220 236L219 234ZM228 232V233H227ZM235 235L232 234V233ZM247 232V233H246ZM252 232V233H251ZM225 233V234H224ZM232 235H231V234ZM246 233V234H244ZM249 233V234H248ZM216 234V235H215ZM230 234V235H229ZM2 235V231H0V236ZM227 235V236H226ZM228 235H229V238H228ZM238 235L240 236H244L245 238H243V241H246V242H243L241 240L240 241H235L238 237ZM254 235V236H252ZM221 238H220V237ZM223 236V238H222ZM234 237L235 239H233L232 237ZM248 236V238H247ZM252 236V237H250ZM257 236V237H256ZM216 237V238H215ZM226 237V238H225ZM237 237V238H236ZM259 237L261 238V240H259ZM230 240L228 241L227 240ZM231 238V239H230ZM252 240H248V239H251ZM222 239V240H221ZM226 239V241H225ZM245 239V240H244ZM256 239V240H254ZM254 240V241H253ZM228 241V242H227ZM235 241V242H234ZM250 241V242H249ZM253 241V242H252ZM231 242V243H230ZM238 242V244H236ZM240 242V244H239ZM249 242V243H248ZM230 243V244H229ZM233 243L234 246H233ZM243 243V244H242ZM245 243V244H244ZM14 245V248L11 249L10 246L11 245ZM120 244L121 245H129L130 247H132L134 249V251L138 254H142L145 258V260H143V262L139 261V264H146V262L148 261V258H151V259H156L164 264H167L169 263L168 259L165 257V255L163 254H157L156 252H154L151 248L139 243L137 240L135 239H132V238H126V239H121L120 241ZM243 246H242V245ZM232 245V246H231ZM66 246V245H65ZM235 247L239 248V250L235 249ZM65 248V247H64ZM242 248V249H241ZM11 249V250H10ZM209 250V255H205V251L206 250ZM206 256V259H205V256ZM117 256V249L115 248V246H111L107 243H95L93 240H91V238H82L80 237L79 239L75 240L70 246L69 248H65L64 249V260H65V264H87L89 262H93L95 261L96 263L95 264H122L123 261H121V259L119 258H116ZM11 257V256H10ZM208 257V259H207ZM127 262V260H125L124 264Z\"/></svg>", "mask_w": 264, "mask_h": 264}, {"label": "bare ground", "instance_id": "6f19581e", "mask_svg": "<svg viewBox=\"0 0 264 264\" xmlns=\"http://www.w3.org/2000/svg\"><path fill=\"white\" fill-rule=\"evenodd\" d=\"M2 1V0H0ZM4 1V0H3ZM2 1V2H3ZM6 1V0H5ZM11 1V0H10ZM41 2L43 0H40ZM67 1V0H66ZM65 1V3H66ZM69 1V0H68ZM73 1V0H72ZM76 1V0H74ZM73 1V2H74ZM79 1V0H78ZM93 1V0H92ZM173 1V0H172ZM177 1V0H176ZM184 1V0H182ZM206 1V0H205ZM210 1V0H209ZM9 2V1H8ZM45 2V1H44ZM47 2V1H46ZM70 2V1H69ZM91 2V1H90ZM130 2V1H129ZM168 2V3H167ZM185 2H188L185 1ZM183 2V3H185ZM203 2V1H202ZM212 2V0H211ZM230 2V1H229ZM4 3V2H3ZM11 3V2H10ZM13 3V2H12ZM68 3V2H67ZM164 3V0H163ZM166 3L169 5L170 1H166ZM179 3V2H178ZM201 3V0L200 2ZM205 3V2H204ZM232 3V2H231ZM7 4V3H5ZM4 4V6H5ZM18 4V3H16ZM15 4V5H16ZM50 4V3H49ZM52 4V3H51ZM51 4H50V8H51ZM77 4V3H76ZM165 4V3H164ZM177 4V3H176ZM181 4V3H180ZM187 4V3H186ZM197 4V3H196ZM225 4V3H224ZM262 5L263 3H259V5ZM14 5V6H15ZM23 5V3H22ZM43 5H47L43 3ZM70 5V4H69ZM72 5V4H71ZM74 5V4H73ZM167 5V6H168ZM174 5V4H173ZM194 4H192L193 6ZM207 5V4H206ZM7 6V5H6ZM11 6V5H10ZM8 6V8L10 7ZM21 6V5H20ZM48 6V5H47ZM46 6V9H47ZM53 6V5H52ZM64 6V5H63ZM162 6V5H161ZM166 6V7H167ZM179 6V5H178ZM222 6V5H221ZM224 6V5H223ZM226 6V4H225ZM264 6V5H263ZM1 7V6H0ZM12 7V6H11ZM19 6H17L16 8H18ZM49 7V6H48ZM56 7V6H55ZM72 7V6H71ZM116 7V6H115ZM126 7V6H124ZM129 7V6H128ZM250 7H254L253 5ZM258 7V6H257ZM7 8V7H6ZM5 8V9H6ZM15 8V7H12ZM11 8V9H12ZM23 8V6L21 7ZM62 8V7H61ZM81 8V7H80ZM120 8V7H119ZM261 8V7H260ZM258 8V9H260ZM263 8V7H262ZM261 8V9H262ZM3 9V7H2ZM44 9V8H43ZM126 9H128L126 7ZM260 9V10H261ZM9 10V9H7ZM23 10V9H21ZM42 10V8H41ZM77 10V9H75ZM123 10V9H122ZM4 11V10H3ZM13 11V9H12ZM15 11V10H14ZM17 11V9H16ZM43 11V10H42ZM47 11V10H46ZM121 11V10H120ZM125 11V10H124ZM136 11V10H135ZM171 11V10H170ZM254 11V10H253ZM264 11V10H262ZM9 12V11H8ZM8 12L7 14H5L6 12H3L4 14L1 15H7L8 16ZM45 12V11H44ZM62 12V10L57 9V7L54 9H49V11L46 14L45 19L50 20L53 24L52 27L49 28L48 24L51 23H46L47 24V28L48 29V36H51V39H53L55 36H57V34L59 33L60 29H59V25L57 23L58 20V16L59 14ZM74 12V11H72ZM258 12V11H257ZM10 13V12H9ZM12 13V12H11ZM66 13H68V11H66ZM260 13V12H259ZM13 14V13H12ZM11 14V15H12ZM63 14V13H62ZM72 14V13H71ZM99 14V13H98ZM116 14V13H114ZM17 15V14H16ZM70 15V14H69ZM77 15V14H75ZM74 15V16H75ZM101 15V14H100ZM182 15V14H181ZM180 15V17H181ZM222 15V14H220ZM254 15V14H253ZM252 15V16H253ZM261 15V14H260ZM7 16H5L7 18ZM21 18V14L19 15ZM39 16V15H38ZM43 15H41L42 17ZM67 16V15H66ZM73 16V17H74ZM97 15H95L96 17ZM99 16V15H98ZM97 16V17H98ZM102 16V15H101ZM138 16V15H137ZM226 16V15H225ZM14 17H15V13H14ZM92 17V16H91ZM100 17V16H99ZM3 18V16H2ZM13 18V17H12ZM24 18V17H23ZM40 18V17H39ZM64 18V17H63ZM67 18V17H66ZM69 18V17H68ZM102 18V17H101ZM100 18V19H101ZM226 18V17H225ZM262 18V17H261ZM14 19V18H13ZM16 19V18H15ZM44 19V18H43ZM70 19V18H69ZM73 19V18H72ZM77 19V18H76ZM88 19V18H87ZM90 19V18H89ZM92 19V18H91ZM94 19V18H93ZM98 19V18H97ZM99 19V20H100ZM104 19V18H103ZM102 19V20H103ZM137 19V18H136ZM171 19V18H170ZM173 19V18H172ZM183 19V18H182ZM223 19V18H222ZM252 19H254L252 17ZM263 19V18H262ZM6 20V19H3ZM2 20V21H3ZM24 20V19H23ZM26 20V19H25ZM64 20V19H63ZM79 20V19H78ZM95 20V19H94ZM192 20V19H191ZM245 20V19H244ZM28 21V20H27ZM41 21V20H40ZM46 21V20H45ZM60 21V20H59ZM88 21V20H87ZM92 21V20H91ZM90 21V22H91ZM98 21V20H97ZM101 21V20H100ZM159 21V20H158ZM165 21V20H164ZM263 21V20H260ZM5 22V21H4ZM11 22V21H10ZM20 22V21H17ZM22 22V20H21ZM34 22V21H33ZM75 22V21H74ZM103 22V21H102ZM101 22V23H102ZM223 22V20H222ZM221 22V23H222ZM1 23V20H0ZM3 23V22H2ZM9 23V22H6ZM5 23V24H6ZM26 23V22H25ZM39 23V21H38ZM51 23V24H52ZM79 23V21H78ZM83 24L85 23L82 22ZM88 23V22H87ZM92 23H95L92 21ZM160 23V22H159ZM189 23V22H187ZM243 23V22H242ZM259 23V22H258ZM18 24V23H17ZM21 24V23H20ZM27 24V23H26ZM25 24V28L27 27ZM37 24V23H36ZM35 24V25H36ZM44 24V23H43ZM60 24V23H59ZM75 25V23H72ZM81 24V23H80ZM90 24V23H89ZM88 24V25H89ZM96 24V23H95ZM107 24V23H106ZM127 24V23H126ZM182 24V23H181ZM180 24V25H181ZM241 24V23H240ZM261 24V22H260ZM28 25V24H27ZM34 25V24H33ZM73 25V26H74ZM79 25V24H77ZM86 25V27L88 26ZM102 25V24H100ZM124 25V24H123ZM128 25V24H127ZM125 25V27L127 26ZM243 25V24H242ZM241 25V26H242ZM246 25V24H245ZM244 25V26H245ZM250 25V24H249ZM255 25V24H254ZM262 25V24H261ZM7 26V25H6ZM11 27V25H9ZM31 26V25H30ZM40 26V24L38 25ZM37 26V27H38ZM62 26V24H61ZM72 26V27H73ZM82 26V25H81ZM85 26V25H83ZM91 26V25H89ZM88 26V27H89ZM142 26V25H141ZM165 26V25H164ZM173 26V25H172ZM178 28H181V26L179 27V25H177ZM224 26V24H223ZM230 26V24H229ZM238 26V25H237ZM29 27V25H28ZM36 27V26H35ZM45 27V26H44ZM67 27V26H66ZM80 27V26H79ZM78 27V28H79ZM94 27V25H93ZM92 27V28H93ZM99 27V26H97ZM97 27H95L97 29ZM103 27V26H102ZM108 27V26H107ZM120 27V24H119ZM123 27V26H122ZM121 27V28H122ZM124 27V28H125ZM128 27V26H127ZM130 27V26H129ZM145 27V26H144ZM1 28V27H0ZM20 28V27H19ZM61 28V27H60ZM75 28V27H74ZM77 28V27H76ZM85 28V27H84ZM93 28V29H95ZM132 28V27H131ZM143 28V27H142ZM145 31L148 30L147 27H145ZM166 28V27H165ZM184 26L182 27L183 30ZM229 28V27H228ZM231 28V27H230ZM240 28V27H239ZM238 28V32L240 31ZM246 28V26L244 27V29ZM261 28V26H260ZM7 29V28H6ZM5 29V30H6ZM18 29V28H17ZM23 29V28H22ZM21 29V30H22ZM30 29V28H29ZM35 29V28H34ZM41 29V26L40 28ZM62 29V28H61ZM80 29V28H79ZM82 29V28H81ZM87 29V28H86ZM95 29V30H96ZM135 29V28H134ZM133 29V30H134ZM250 29V28H249ZM255 29V28H254ZM31 30L32 26H31ZM84 30V29H83ZM89 30V29H88ZM87 30V31H88ZM91 30V29H90ZM102 30V29H101ZM100 30V31H101ZM126 30V29H124ZM133 30H131L132 32H134ZM161 30V29H160ZM177 30V29H176ZM223 30V29H222ZM230 30V29H229ZM232 30V29H231ZM247 32V29H245ZM263 30V29H262ZM262 30H258L260 31V35ZM4 31V30H3ZM17 31V30H15ZM24 31V30H23ZM21 31V32H23ZM27 31V30H26ZM36 31V30H35ZM41 31V30H40ZM71 31V30H70ZM80 31V30H79ZM98 31V30H97ZM113 31V30H112ZM127 31V30H126ZM143 30V32H145ZM164 31V30H163ZM249 31V30H248ZM254 31V30H252ZM38 32V31H37ZM44 32V31H43ZM63 32V31H62ZM72 32V31H71ZM70 32V33H71ZM81 32V31H80ZM77 32V33H80ZM89 32V31H88ZM95 32V31H94ZM110 32V30H109ZM120 33V30L118 31ZM122 32V31H121ZM139 32V31H137ZM142 32V30L140 31ZM181 32V30H180ZM234 32V30H233ZM241 32V31H240ZM264 32V30H263ZM24 33V32H23ZM29 33V32H28ZM32 33V32H31ZM29 33V34H31ZM61 33V32H60ZM64 33V32H63ZM69 33V34H70ZM73 33V32H72ZM71 33V34H72ZM75 33H76V29H75ZM100 33V32H99ZM98 33V34H99ZM104 33V31H103ZM115 33V32H114ZM124 33V32H123ZM129 33V32H128ZM127 33V34H128ZM155 33V32H154ZM162 33V32H160ZM235 33V32H234ZM244 33V32H243ZM16 34V33H15ZM42 34V33H41ZM40 34V35H41ZM67 35V33H65ZM84 34V33H83ZM102 35V33H100ZM106 34V33H104ZM121 34V33H120ZM118 34V35H120ZM136 34V33H134ZM133 34V36H134ZM205 34V33H204ZM203 34V35H204ZM207 34V33H206ZM237 34V33H236ZM232 35V36H237V35ZM257 33H254V35H256ZM259 34V33H258ZM7 35V34H6ZM9 35V34H8ZM7 35V36H8ZM19 35V34H17ZM27 35V33H26ZM36 35V34H35ZM37 38V36H35ZM44 35V34H42ZM62 35V34H61ZM73 35V34H72ZM71 35V36H72ZM93 35V34H92ZM99 37H102V36ZM112 35V34H111ZM114 36L116 34H113ZM112 35V36H113ZM116 35V36H118ZM137 35V34H136ZM135 35V36H136ZM142 35V34H139ZM228 35V34H227ZM21 36V33H20ZM24 36V34H23ZM28 36V35H27ZM46 36V35H44ZM76 36V35H74ZM82 36V34H81ZM98 36V35H97ZM121 36H125V34L120 35ZM130 36V35H129ZM157 36V35H156ZM216 36V35H215ZM218 36V35H217ZM231 36V33H230ZM250 36V35H249ZM3 37V36H2ZM6 37V36H5ZM31 37V35H30ZM39 37V35H38ZM73 37V36H72ZM77 37V36H76ZM86 37V36H85ZM94 37V36H93ZM111 38V36H108ZM141 37V36H140ZM139 37V39H140ZM213 37V36H212ZM221 37V36H220ZM246 37V36H245ZM10 38V36H9ZM15 38V37H14ZM18 38V37H17ZM26 38V37H25ZM28 38V37H27ZM32 38V41L36 38ZM43 38V37H42ZM60 38V35L59 37ZM64 38V37H62ZM70 38V36H69ZM88 38V37H86ZM119 38V36L117 37ZM115 38V39H117ZM123 39L125 37H122ZM127 38V37H126ZM125 38V39H126ZM130 38V37H129ZM134 38V37H133ZM147 38V37H146ZM228 38V37H227ZM236 38V37H235ZM239 38V37H238ZM13 39V38H12ZM44 39V38H43ZM56 37L54 40V42L56 41ZM61 39V38H60ZM91 39V38H89ZM112 39V38H111ZM122 39V40H123ZM209 39V38H208ZM211 42L209 41V44L212 43V38L210 37ZM2 40V39H1ZM22 40L23 37H22ZM21 40V41H22ZM29 40V39H28ZM48 40V39H47ZM46 40V41H47ZM64 40V39H63ZM67 40V37L66 39ZM102 40V39H100ZM129 40V39H128ZM133 40V39H132ZM139 42L140 40L136 39L135 37V42L137 41ZM143 40V39H142ZM141 40V41H142ZM206 40V39H204ZM219 40V39H218ZM217 40V41H218ZM221 40V39H220ZM261 40V39H260ZM9 41V40H8ZM14 41V40H13ZM20 41V44L22 43ZM30 41V40H29ZM60 40H58L59 43ZM79 41V40H78ZM77 41V39L75 38V41L73 42V47L75 50H71L74 51L73 56L67 57V58H63V64L61 67H56L52 62H50V58L48 61L45 62V58L44 55L48 54L46 52H43V49H37L38 53H44L43 57L45 59H42L44 62V64H42L41 67H36L35 65H38L35 63V65L33 64V62L31 61L30 58H28L27 56H25V54L23 55L21 52V50L16 49L13 45V47L16 49L12 50V53L10 54V59L9 61H7L8 63L5 65H0V122L2 124H4L6 127L8 126L9 129L11 128H21L24 131L27 132H32L35 130L41 131L43 134H45L46 136H49L52 140H54L55 142H59L61 145H63L65 152L61 154L62 158L68 163L70 164V166L76 171V172H80L79 175V181L77 182V190H78V201H72V202H68V200H61V199H57V198H53V200L51 202H48V198L47 196L43 193V192H39V193H31V194H25L23 192H25L24 190H20V191H15L12 189H7L6 191H1L0 190V200L4 203V205L2 207H0V231H2V235L0 236V240L2 239L3 241H10V239L15 236V234L20 231L21 229H23L24 227L28 226L29 224H34V230L32 232V234L18 247L16 248L14 254H10L8 261L6 262V264H58L59 262V258L61 255L64 256V249L65 248H69V246L73 243V241H75V239H78L80 237L82 238H91V240H93L95 243H100V242H104L107 243L111 246H115V248L117 249V256L116 258L121 259V261H123L122 264H124L125 260H127V262L125 264H139V261L143 262V260H145L144 256L142 254H138L137 251L135 252L134 249L132 247H130L129 245H121L120 241L121 239H126V238H132L137 240L139 243L151 248L154 252H156L157 254H163L165 255V257L168 259L169 263L167 264H205V260L201 258L200 256V249L201 246L203 244H206L207 242V237L210 233H212V231L220 226L225 225L226 223H230L232 221H236L238 218L235 215H226L222 209H219L217 206H214L213 204H208L207 201L205 199H194L193 201H186L184 203H178L177 202V198H173L170 202V206H168L166 204V202L162 199L161 197V193L163 191V187L159 186V187H151L149 190H147L146 187H133L129 186L123 190H114L113 191V186L115 185L113 183V179L115 181V178L119 175H121V177L126 181V183L130 180H134V179H140L143 177H150L152 175V178H154L153 174H157L158 172H160L161 170H163V168L169 167V160H168V156L167 155V150H166V146L170 145L169 147L173 148L174 150L177 148H179L180 150H184L182 152L188 151L190 153V151L197 153V151H200V147L202 146V142L205 139L203 136H205V130H207L205 128V123H202L201 121H199V118L196 120H191L189 123H176L173 124L172 126H169L172 122L169 120L167 122L168 124H166V126H163L160 122H159V118H154V116L147 123H138L136 124L135 122H129L126 119H123L122 117H124L122 114V116H118V113H116L115 108L108 105L105 102V99L109 98V96L112 94L113 92V82H112V76L113 75H119V73L117 72V70L115 69L114 65L109 63H106L105 61H103V57L106 55L105 53H103V57H101L98 52H94L91 51L89 47L87 48L86 46H82L79 42ZM85 41V40H84ZM103 41V40H102ZM106 41V40H105ZM116 41V40H115ZM115 41L112 42V44L115 43ZM121 42V40H119ZM140 41V42H141ZM161 41V40H160ZM165 41V40H164ZM200 43L202 44L201 41L199 40ZM207 41V40H206ZM237 39L235 40V43H237ZM3 42V41H2ZM11 42V40H10ZM15 42V41H14ZM38 42L34 40V43ZM49 42V41H47ZM67 42V41H66ZM65 42V43H66ZM93 39H92V43H93ZM118 42V40H117ZM139 42V43H140ZM191 42V41H190ZM216 42V39L215 41ZM222 42V40H221ZM231 42V40H230ZM239 42V41H238ZM259 41H257L258 43ZM13 42H11L12 44ZM24 43V42H23ZM22 43V44H23ZM30 43V42H29ZM41 43V41H40ZM44 43V42H43ZM50 43V42H49ZM106 43H110V42H106ZM124 43V42H123ZM122 43V44H123ZM131 43V42H130ZM143 45V41L141 42ZM148 43V42H146ZM151 43V42H150ZM149 43V44H150ZM194 44V41L192 42ZM191 43V45H192ZM198 43V42H197ZM196 43V44H197ZM206 43V42H205ZM223 43V42H222ZM221 43V44H222ZM232 43V42H231ZM241 43V42H240ZM260 43V42H259ZM2 44V43H0ZM7 45V43H4ZM31 44V43H30ZM46 44V42H45ZM48 44V43H47ZM52 44V43H51ZM55 44V43H54ZM53 44V45H54ZM63 44V43H62ZM70 44V43H69ZM72 44V43H71ZM96 44V43H95ZM195 44V45H196ZM216 44V43H215ZM218 44V43H217ZM263 44V42H262ZM25 45V44H24ZM22 45V46H24ZM27 45V44H26ZM41 45V44H40ZM43 45V44H42ZM49 45V44H48ZM60 45V44H59ZM94 45V44H93ZM97 45V44H96ZM111 45V44H110ZM121 45V44H120ZM148 45V44H147ZM189 45V44H188ZM204 46V44H202ZM207 44H205L206 46ZM213 45V44H211ZM243 45V44H242ZM239 44V46H242ZM256 44H254L255 46ZM18 46V45H17ZM21 46V45H20ZM21 46V47H22ZM37 46V45H36ZM35 46V47H36ZM55 46V45H54ZM53 46V47H54ZM88 46V45H87ZM103 46V44H102ZM101 46V47H102ZM105 46V45H104ZM130 46V45H128ZM132 46V45H131ZM137 46V45H136ZM140 46V45H138ZM163 46V45H162ZM187 46V45H186ZM197 46V45H196ZM202 46V49H203ZM204 46V48H205ZM231 46V45H230ZM0 47H3L0 46ZM7 48V46H4ZM9 47V46H8ZM11 47V46H10ZM30 47V46H28ZM33 47V46H32ZM34 47V48H35ZM45 47V46H44ZM57 47V46H56ZM65 47V46H64ZM98 47V46H97ZM96 47V48H97ZM100 48H97L100 50V52L102 53L103 51ZM107 47V46H106ZM117 47V46H116ZM115 47V48H116ZM135 47V46H134ZM151 47H153V45H151ZM195 47V46H194ZM198 47V46H197ZM208 47V46H207ZM206 47V48H207ZM211 47V46H209ZM216 46H214L215 48ZM236 47V46H235ZM261 47V46H260ZM264 47V46H263ZM12 48V47H11ZM24 48V47H23ZM22 48V49H23ZM42 48V47H41ZM52 48V47H51ZM61 48V47H60ZM67 48V47H66ZM103 48V47H102ZM105 48V47H104ZM109 48V47H108ZM114 48V49H115ZM120 48V47H119ZM124 48V46H123ZM127 48V47H126ZM129 48V47H128ZM127 48V49H128ZM161 48V47H160ZM159 48V49H160ZM166 48V47H165ZM188 48V47H187ZM193 48V46H192ZM205 48V49H206ZM225 47L223 46L221 49L223 50ZM237 48V47H236ZM235 48V49H236ZM239 48V50H238ZM237 50L238 52L240 51V47H238ZM244 48V47H243ZM248 47L245 46V49L247 50ZM9 49V48H8ZM7 49V51H8ZM13 49V48H12ZM21 49V48H20ZM95 49V48H94ZM113 49V48H112ZM122 49V47H121ZM119 49V51L121 50ZM126 49V50H127ZM134 49V48H132ZM140 49V47H139ZM145 49V48H144ZM149 49V47H148ZM163 49V48H162ZM172 49V48H171ZM191 49V47H190ZM189 49V50H190ZM199 48H197L198 50ZM226 49V48H225ZM229 48H227L228 50ZM231 49V48H230ZM234 49V48H233ZM244 49V52H245ZM11 50V49H10ZM29 50V49H28ZM36 50V49H35ZM49 50V49H48ZM63 50V49H62ZM60 50V51H62ZM69 50V49H68ZM66 50V51H68ZM117 50V49H116ZM131 50V49H130ZM135 50V49H134ZM142 50V49H140ZM155 50V48H154ZM187 50V49H186ZM185 50V51H186ZM192 50V49H191ZM204 50V49H203ZM211 50V48H210ZM226 50V51H227ZM250 49L248 48V51ZM253 50V49H251ZM251 50L249 53H251ZM25 51V48H24ZM34 51V50H32ZM70 51V50H69ZM68 51V53H69ZM110 51V50H109ZM107 51V52H109ZM128 51V50H127ZM146 51V50H145ZM145 51H142L145 53ZM173 51V50H172ZM178 51V50H177ZM212 51V50H211ZM217 51L215 49H213V52ZM235 51V50H234ZM229 51V53H234ZM256 51V49L254 50ZM3 52V51H2ZM27 52V50H26ZM31 52V50H30ZM48 52V51H47ZM51 52V49H50ZM57 50L54 52L55 55L59 52H57ZM64 50H63V54L64 55ZM112 52V50H111ZM118 52V51H117ZM115 52V53H117ZM123 52V50H122ZM120 52V53H122ZM140 52V51H139ZM163 52V51H162ZM180 52V51H179ZM193 52V51H192ZM191 52V53H192ZM197 52V51H196ZM195 52V53H196ZM199 52V51H198ZM207 52V50L205 51ZM221 52V51H220ZM225 52V50H224ZM236 52V51H235ZM243 52V51H242ZM6 53V52H5ZM8 53V52H7ZM29 53V52H28ZM33 53V52H32ZM67 53V54H68ZM119 53V52H118ZM125 51L122 53L124 54ZM137 53V52H135ZM152 53H155L154 51ZM157 53V52H156ZM190 53V54H191ZM194 53V55H195ZM201 53V51L199 52ZM204 53V52H203ZM201 53V54H203ZM209 53V52H208ZM212 53V52H211ZM248 53V52H247ZM248 53V54H249ZM34 54V53H33ZM36 54V53H35ZM66 54V53H65ZM72 54V53H71ZM127 54V52L125 53V55ZM142 54V53H141ZM150 54V53H148ZM162 54V53H161ZM165 54V53H164ZM178 54V53H177ZM193 54V53H192ZM210 54V53H209ZM221 54V53H220ZM228 54V52H227ZM237 54V53H236ZM239 54V53H238ZM247 54V55H248ZM51 55V54H50ZM49 55V56H50ZM117 55V54H116ZM121 55V54H120ZM128 55V54H127ZM133 55V53L131 54ZM130 55V56H131ZM136 55V54H135ZM140 55V54H139ZM138 55L139 58H145L144 55H141L143 57H140ZM147 55V54H146ZM151 55V54H150ZM157 55V54H156ZM160 55V54H159ZM186 55V54H185ZM199 55V54H198ZM205 55V54H204ZM207 55V54H206ZM205 55V56H206ZM214 55V54H213ZM222 56H224L223 54H221ZM230 55V54H229ZM244 55V54H243ZM242 55V56H243ZM252 55V54H251ZM28 56H30L28 54ZM32 56V55H31ZM38 56V55H37ZM35 55V58H40L39 56L37 57ZM107 56V55H106ZM134 56V55H133ZM164 56V55H163ZM177 56V55H176ZM176 56L174 57L176 60ZM184 55H182L183 57ZM196 56V55H195ZM209 56V55H208ZM216 56V55H215ZM228 56V55H226ZM234 56V55H233ZM237 56V55H236ZM240 55H238L239 57ZM250 56V55H249ZM264 56V55H263ZM2 57V54L1 56ZM9 57V54H8ZM33 57V56H32ZM51 57V56H50ZM65 57V56H64ZM110 57V56H107ZM106 57V58H107ZM112 57H114L113 53H112ZM125 59L127 58V56H123ZM137 56H135L134 58H137V61H139ZM160 57H162L160 55ZM167 57V56H166ZM181 57V58H182ZM187 57V55H186ZM189 57V56H188ZM191 57V55H190ZM213 57V56H211ZM231 57V56H230ZM241 57V56H240ZM245 57V55H244ZM248 57V56H247ZM57 59H59L58 57H55ZM115 59L117 57H114ZM112 58V59H114ZM133 58V57H132ZM172 58V57H170ZM185 58V57H183ZM198 58V57H197ZM200 58V57H199ZM206 58V57H205ZM209 58V57H208ZM218 58V57H217ZM221 58V57H219ZM225 58V56H224ZM228 57H226L227 59ZM242 58V57H241ZM246 58V57H245ZM260 58V57H259ZM262 58V57H261ZM264 58V57H263ZM56 59V60H57ZM108 59V58H107ZM160 59V58H159ZM167 59V58H166ZM179 59V58H178ZM188 59V58H187ZM186 59V60H187ZM204 59V58H201ZM207 59V58H206ZM206 59H204L205 61H207ZM212 59V58H211ZM214 59V57H213ZM216 59V58H215ZM214 59V60H215ZM225 59V60H226ZM239 59V58H238ZM249 59V57H248ZM36 60V59H35ZM34 60V61H35ZM41 60V59H40ZM39 60V61H40ZM55 60V61H56ZM62 60V58H61ZM134 60V59H131ZM130 60V61H131ZM142 60V59H141ZM144 60V59H143ZM158 60V59H156ZM165 60V58H164ZM173 60V59H172ZM184 60V59H183ZM230 60V59H229ZM227 60V61H229ZM232 60V59H231ZM258 60V59H257ZM262 60V59H261ZM38 61V62H39ZM60 61V60H59ZM117 61V60H115ZM119 61V60H118ZM123 61V59H122ZM146 61V60H145ZM144 61V62H145ZM148 61V60H147ZM146 61V62H147ZM152 61V60H151ZM154 61V60H153ZM163 61V60H162ZM161 61V63H162ZM168 61V60H167ZM174 61V60H173ZM180 61V60H179ZM219 61V60H218ZM226 61V62H227ZM233 61V60H232ZM256 61V60H255ZM254 61V62H255ZM4 62V60L2 61ZM141 62V61H139ZM164 62V61H163ZM166 62V61H165ZM164 62V63H165ZM176 62V61H174ZM186 62H190L191 61H186ZM195 62V61H194ZM210 62V61H209ZM212 62V61H211ZM223 62V61H222ZM230 62V61H229ZM58 63V62H56ZM112 63V62H111ZM118 63V62H117ZM134 64H136L135 62H133ZM133 63H129V64H133ZM149 63V62H147ZM156 63V62H154ZM160 64L159 66H161L160 62H157V64ZM162 63V64H164ZM181 63V62H180ZM195 63H198L195 62ZM220 63V62H217ZM257 63V62H256ZM121 64V63H120ZM133 64V65H134ZM145 64V63H144ZM177 64V63H176ZM224 64V63H222ZM255 64V63H254ZM263 64V63H262ZM58 65V64H56ZM133 65L131 66V68L133 67ZM146 65V64H145ZM153 65V62H152ZM156 65V64H155ZM184 65V62H183ZM189 65V63H188ZM198 65V64H197ZM197 65H195L194 67H197ZM200 65V64H199ZM213 65V64H212ZM256 65V64H255ZM128 66V65H127ZM136 66V65H135ZM137 66H140V63H137ZM144 66V65H143ZM149 66V65H148ZM221 65H219V68ZM251 66H253L251 64ZM259 66V64H258ZM260 66H261V61H260ZM264 66V65H263ZM261 66V67H263ZM114 67V68H113ZM122 67V66H121ZM126 67V66H125ZM157 66H155L156 68ZM171 67V66H170ZM180 67V66H178ZM190 67V66H189ZM244 67V66H243ZM246 67V66H245ZM119 68V67H118ZM130 68V67H129ZM128 68V70H129ZM130 68V69H131ZM140 68V67H138ZM151 68V67H150ZM193 68V67H191ZM200 68V67H199ZM218 68V66H217ZM216 68V69H217ZM218 68V69H219ZM235 68V67H234ZM240 68V67H239ZM137 69V68H136ZM135 69V70H136ZM144 69V68H143ZM142 69V70H143ZM153 69V68H152ZM165 69L161 67V70L163 71ZM189 68H187L188 70ZM202 69V68H201ZM206 69V68H205ZM215 69V70H216ZM255 69V68H254ZM256 69H259L258 67ZM132 70V69H131ZM134 70V71H135ZM145 70V69H144ZM148 70L150 71L151 69ZM154 70V69H153ZM160 70V72H161ZM180 70V68H179ZM183 70V69H182ZM199 70V69H198ZM211 70V69H210ZM261 70V69H260ZM264 70V67L263 69ZM140 71V70H139ZM138 71V72H139ZM147 71V69H146ZM148 71V72H149ZM152 71V70H151ZM158 70H156L157 72ZM168 71V70H167ZM189 71V70H188ZM193 71V69L191 70ZM204 71V70H203ZM213 71V69H212ZM227 71V70H226ZM225 71V73H226ZM137 72V71H135ZM153 72V71H152ZM151 72V75L153 74ZM159 72V71H158ZM164 72V71H163ZM186 72V71H185ZM248 72V71H247ZM245 72V73H247ZM250 72V71H249ZM249 72L247 74H249ZM257 72V71H256ZM128 73V72H127ZM131 73V72H130ZM133 73V72H132ZM133 76L138 75V74H132ZM141 73V71H140ZM146 73V72H145ZM144 73V74H145ZM166 73V72H165ZM198 75V71L196 72ZM204 73V72H202ZM208 73V72H207ZM212 73V72H211ZM214 73V71H213ZM222 73V72H221ZM224 73V71H223ZM236 73V72H235ZM244 73V72H243ZM262 73V72H261ZM126 74V73H125ZM125 74L122 76L123 78L125 77ZM143 74V75H144ZM150 74V73H149ZM160 74V73H158ZM163 74V73H162ZM161 74V75H162ZM192 74V73H191ZM232 74V72H231ZM240 74V73H238ZM253 74V73H252ZM140 75V74H139ZM154 75V74H153ZM157 75V73H156ZM155 75V76H156ZM160 75V76H161ZM164 75V74H163ZM168 75V74H167ZM175 75V74H174ZM181 75V74H179ZM201 75V74H200ZM230 75V74H229ZM245 75V74H243ZM251 75V74H250ZM255 75V73H254ZM260 75V73H259ZM130 76V75H129ZM166 76V75H165ZM163 76V77H165ZM178 76V75H177ZM197 76V75H196ZM214 76V75H213ZM212 76V77H213ZM227 76V75H226ZM247 76V75H246ZM74 77V81L73 84H70L69 79ZM119 77V76H118ZM128 77V76H127ZM145 77V75L143 76ZM148 77V76H147ZM154 77V76H153ZM157 77V76H156ZM185 77V76H184ZM208 77H210L208 75ZM210 77V78H212ZM240 77V76H238ZM237 77V78H238ZM254 76H252L253 78ZM130 78V77H129ZM146 78V77H145ZM152 78V77H151ZM150 78V79H151ZM177 78V77H176ZM229 78V77H228ZM231 78V76H230ZM243 78V77H242ZM251 78V76L249 77ZM256 78V77H255ZM127 79V78H126ZM140 79H142V76L140 77ZM148 79V80H150ZM162 79V78H161ZM164 79V78H163ZM174 79V78H173ZM186 79H188V77H186ZM205 79V78H202ZM214 79V77H213ZM233 79V78H232ZM231 79V80H232ZM244 79V78H243ZM122 80V79H121ZM119 80V81H121ZM128 80V79H127ZM127 80H124L125 82H127ZM133 80V79H132ZM143 80V79H142ZM146 80V81H148ZM157 80V79H156ZM155 83H158L159 80ZM166 80V79H165ZM170 80V79H169ZM172 80V79H171ZM197 80V79H196ZM228 80V79H227ZM135 81V79L133 80ZM145 81V83H146ZM153 82V80H151ZM175 80H173L174 82ZM176 81H179L176 80ZM187 80H181L182 82H185ZM194 81V80H193ZM199 81V80H198ZM207 81V80H205ZM230 81V80H228ZM241 81V80H240ZM252 80H250L251 82ZM130 82V81H129ZM170 82V81H168ZM180 82V81H179ZM196 82V81H195ZM194 82V84H195ZM201 82V81H199ZM210 82V81H209ZM235 82V81H234ZM257 82V80H256ZM258 82L260 83V88L263 89L264 88V75H261L258 78ZM19 83H22L23 86H25L26 84H33L36 83L37 85L34 86V88L32 89L31 85L28 89H18L19 87L23 88V86H17ZM120 83V82H119ZM122 84H125L121 81ZM131 83V82H130ZM130 83H126L128 86ZM143 84V82H141ZM167 83V82H165ZM176 83V82H175ZM202 83V82H201ZM217 83V81L215 82ZM244 83V81H243ZM246 83V82H245ZM249 83V82H248ZM253 83V82H252ZM132 86H134L133 82L131 83ZM131 84L130 87L131 88ZM148 84V83H147ZM163 84V83H162ZM170 84V83H169ZM187 84V83H186ZM226 84V83H225ZM228 84V82H227ZM256 84V83H255ZM254 84V85H255ZM17 87H16V86ZM120 85V84H119ZM126 85V86H127ZM161 85V84H160ZM168 85V83H167ZM205 83L203 82L204 86ZM219 85V84H218ZM221 85V84H220ZM230 85V83L228 84ZM247 85V84H245ZM258 85V86H259ZM72 86L74 88H72ZM121 86V85H120ZM137 86V85H136ZM135 86V88H136ZM142 86V85H141ZM140 86V87H141ZM144 86V85H143ZM148 86V85H147ZM174 86V85H173ZM197 86V83H196ZM198 86H200V84L198 83ZM207 85H205L204 87H206ZM244 86V85H243ZM251 86V85H250ZM26 87V86H25ZM71 87V88H70ZM122 87V86H121ZM118 87V88H121ZM125 87V85H124ZM138 87V86H137ZM146 87V86H145ZM150 87V85H149ZM225 87V86H224ZM231 87V86H230ZM235 87V86H234ZM239 87V86H237ZM257 87V86H256ZM117 88V91H118ZM127 89H129L128 87H126ZM134 88V87H132ZM134 88V89H135ZM139 88V87H138ZM142 88V87H141ZM140 88V89H141ZM164 88V87H163ZM166 88V87H165ZM169 88V87H168ZM183 88V87H181ZM187 88V87H186ZM185 88V89H186ZM190 88V87H189ZM188 88V89H189ZM200 87L199 90H201ZM228 88V87H225ZM233 88V85H232ZM242 88V87H241ZM245 88V87H244ZM243 88V89H244ZM258 88V89H260ZM72 89V92H71ZM122 89V88H121ZM126 89V90H127ZM132 89V90H134ZM144 89V88H142ZM153 89V88H150ZM160 88H158L157 90H159ZM162 89V88H161ZM170 89V88H169ZM184 89V88H183ZM186 89V90H188ZM237 89V88H236ZM252 89V88H251ZM257 89V90H258ZM74 90V91H73ZM125 90V91H126ZM131 90V89H129ZM127 90V91H129ZM163 90V89H162ZM165 90V89H164ZM193 90V89H192ZM197 89V91H199ZM225 90V89H224ZM238 90V89H237ZM241 90V89H240ZM250 90V88H249ZM254 91V88L252 89ZM256 90L257 93H261L264 90H262L261 92H258ZM121 91V90H120ZM139 91V89H138ZM147 91V90H146ZM155 91V90H154ZM169 91V90H168ZM180 91V90H179ZM191 91V90H190ZM195 91V88H194ZM130 92V91H129ZM129 92L127 94H129ZM135 92V91H134ZM141 92V91H140ZM144 92V91H142ZM150 92V91H149ZM148 92V93H149ZM152 92V91H151ZM158 92V91H156ZM164 92V91H163ZM227 92V91H226ZM233 92V91H232ZM241 92V91H240ZM239 92V93H240ZM245 92V90H244ZM251 92V91H250ZM255 92V93H256ZM146 92H144L143 94H145ZM147 93V94H148ZM153 93V92H152ZM185 94L186 92H181V94ZM237 93V92H236ZM238 93V94H239ZM249 93V91H248ZM254 93V92H253ZM252 94L254 98L255 95L257 94ZM122 94V93H120ZM131 94V92H130ZM130 94H129V98L130 99ZM158 94V93H155ZM154 94V95H155ZM195 94V93H194ZM205 94V93H204ZM208 94V93H207ZM225 94V96L227 95L226 93H223V95ZM242 94V93H241ZM246 94V92H245ZM123 96L125 95V93L123 92L122 94ZM132 95V94H131ZM133 95H137V94H133ZM146 95V94H145ZM166 95H169L168 93ZM189 95V94H188ZM187 95V96H188ZM199 95V93H198ZM234 95V94H233ZM259 95V94H258ZM257 95V97H258ZM117 96V95H115ZM119 96V94H118ZM142 96V94H141ZM150 96V95H149ZM178 96V95H177ZM176 96V97H177ZM181 96V95H180ZM184 96V95H183ZM190 96V95H189ZM203 96V94H202ZM224 96V97H225ZM230 96V95H229ZM237 96V95H236ZM262 96V94H261ZM128 97V96H127ZM127 97H125V100H127ZM140 96H138L139 98ZM143 97V96H142ZM148 97V95L146 96ZM157 97V96H156ZM201 97V96H200ZM223 97V96H221ZM220 97V98H221ZM231 97V96H230ZM247 97V96H246ZM251 97V96H250ZM118 98V97H117ZM117 98H112L116 101ZM133 98V96H132ZM136 96V99H138ZM145 98V96L143 97ZM149 98V97H148ZM155 98V97H153ZM179 98V97H178ZM191 98V97H190ZM219 98V99H220ZM244 98V97H243ZM119 99H122L119 98ZM118 99V100H119ZM150 99V98H149ZM168 99V98H167ZM176 99V98H175ZM180 99V98H179ZM183 99V98H182ZM206 99V98H205ZM217 99V100H219ZM235 99H238L237 97ZM261 98H259L258 101H260ZM264 99V96H263ZM261 99V101L263 100ZM81 100H85L88 102V105L90 107L89 112L86 113L84 111V107L81 105ZM109 100V99H108ZM111 100V99H110ZM132 100V99H131ZM135 100V98H134ZM133 100V101H134ZM147 100V99H146ZM164 100V99H163ZM166 100V99H165ZM169 100V99H168ZM194 100V98H191V101ZM202 100V97L201 99ZM204 100V99H203ZM211 100V99H210ZM215 100V99H214ZM225 99L223 98V101ZM233 100V99H232ZM240 100V99H238ZM111 101V102H112ZM128 101V100H127ZM137 101V100H136ZM135 101V102H136ZM143 102V100H141ZM156 101V100H155ZM167 101V100H166ZM177 101V99H176ZM180 101V100H179ZM182 101V100H181ZM198 101V100H197ZM228 101V100H227ZM253 101V100H252ZM257 101V102H258ZM86 102V104H87ZM123 102L122 100L120 101V103ZM132 102V101H130ZM129 102V103H130ZM139 102V101H138ZM152 102H154V100H152ZM161 102V100L159 101ZM173 102V101H172ZM171 102V103H172ZM189 102V101H188ZM203 102V101H202ZM201 101L199 102L202 103ZM206 102V100H205ZM219 102V101H218ZM229 102V101H228ZM227 102V103H228ZM238 102V101H237ZM241 102V101H240ZM247 102L246 98L244 103ZM256 102V103H257ZM117 103V101H116ZM119 103V104H120ZM128 103V102H127ZM126 103V104H127ZM140 103V102H139ZM138 103V104H139ZM165 103V102H164ZM167 105L165 106L167 108L168 106V101L166 102ZM174 103V102H173ZM172 103V104H173ZM232 103V102H230ZM255 103V104H256ZM260 103V102H259ZM258 103V104H259ZM264 103V101L262 102ZM123 104V103H122ZM137 104V102H136ZM144 104V103H143ZM141 104V105H143ZM147 104H148V100H147ZM179 104V102H178ZM188 104V103H187ZM198 104V103H197ZM213 104V103H212ZM220 104V102H219ZM224 104V103H223ZM234 104V103H233ZM232 104V105H233ZM246 104V103H245ZM249 104V103H248ZM247 104V106H248ZM252 104V103H251ZM257 104V105H258ZM87 105V107H88ZM115 105V104H113ZM145 105V104H144ZM163 105V103L161 104ZM176 104H174L175 106ZM184 105V104H183ZM203 105V104H202ZM216 105H218L216 103ZM231 105V107H233ZM244 104H242L243 106ZM85 106V105H84ZM120 106V105H118ZM137 105H135L136 107ZM147 106V105H146ZM179 106V105H177ZM190 106V105H188ZM204 106V105H203ZM201 106V107H203ZM229 106V105H228ZM251 106V105H250ZM130 107V106H128ZM134 107V106H133ZM150 107V105L148 106ZM156 107V106H154ZM173 107V106H172ZM171 107V108H172ZM176 107V106H175ZM186 107V106H184ZM207 107V106H205ZM214 107V104L211 108ZM223 107V106H222ZM230 107V106H229ZM235 107V105H234ZM245 107V106H244ZM255 107V106H252ZM258 108L260 106H257ZM264 107V106H263ZM139 108V107H138ZM142 108V106H141ZM146 108V107H144ZM153 108V107H152ZM194 108V107H193ZM200 108V107H199ZM239 108V107H238ZM249 108V106L247 107V109ZM119 109V108H118ZM125 109V108H124ZM130 109V108H129ZM133 109V108H131ZM137 109V108H136ZM151 109V108H150ZM149 109V110H150ZM156 109V108H155ZM158 109V108H157ZM156 109V110H157ZM198 109V108H197ZM221 109V108H220ZM243 109V108H242ZM250 109H252L250 107ZM263 109V108H262ZM122 110V109H121ZM126 110V109H125ZM172 110V109H171ZM200 110V109H199ZM214 109H212L213 111ZM240 110V109H239ZM256 110V108L254 109ZM253 110V111H254ZM258 110V109H257ZM129 111V110H128ZM138 111V110H137ZM146 111V110H145ZM152 111V110H150ZM149 111V112H150ZM166 111V110H165ZM177 111V110H176ZM182 111V110H181ZM180 111V112H181ZM184 111V110H183ZM203 111V110H202ZM207 111V110H206ZM210 111V110H209ZM222 111V110H221ZM241 111V110H240ZM245 111V110H244ZM261 111V110H260ZM264 111V110H263ZM119 112V111H118ZM142 112V111H141ZM156 113V111H154ZM151 112V113H154ZM174 112V111H173ZM179 112V113H180ZM188 112V111H187ZM190 112V111H189ZM194 112V111H193ZM225 112V111H224ZM258 112V111H257ZM262 112V111H261ZM122 113V112H121ZM127 113V111H126ZM124 113V114H126ZM129 113V112H128ZM127 113V114H128ZM131 113V112H130ZM134 113V112H133ZM145 113V112H144ZM154 113V114H155ZM171 113V112H170ZM178 113V112H176ZM200 113V112H199ZM215 113V112H214ZM236 113V112H235ZM142 114V113H141ZM169 114V113H168ZM183 114V113H182ZM191 114V113H190ZM201 114V113H200ZM199 114V115H200ZM219 114V113H218ZM227 114V113H226ZM225 114V115H226ZM260 114V113H259ZM263 114V113H262ZM261 114V115H262ZM129 115V114H128ZM134 115V114H133ZM136 115V114H135ZM143 115V114H142ZM146 115V113L144 114V116ZM148 115V114H147ZM160 116V114H158ZM162 115V114H161ZM171 115V114H170ZM169 115V116H170ZM189 115V114H188ZM211 115V114H210ZM243 118V122H250V117L247 114H240ZM126 116V115H125ZM140 117V115H138ZM156 116V115H155ZM177 116V115H176ZM176 116L174 117V119H178L179 118ZM204 116V115H203ZM235 116V115H233ZM232 116V118H233ZM238 116V115H237ZM264 116V115H263ZM134 119V116H131ZM148 117V116H146ZM157 117V116H156ZM172 119V115L170 116ZM180 117V116H179ZM198 117V116H197ZM221 117V116H220ZM130 118V117H129ZM138 118V117H137ZM136 118V120H137ZM143 118V117H142ZM168 118V117H167ZM184 118V116H183ZM188 118V117H187ZM204 118V117H203ZM225 118V116H224ZM241 118V119H242ZM131 119V118H130ZM144 119V118H143ZM164 119V118H162ZM170 119V120H171ZM173 119V120H174ZM212 119V118H211ZM214 119V118H213ZM222 119H220V122H222ZM229 119V118H228ZM260 119V118H259ZM262 119V118H261ZM260 119V120H261ZM264 119V118H263ZM189 120V119H188ZM201 120V119H200ZM219 120V118H218ZM235 120V119H234ZM232 120V121H234ZM257 120V119H256ZM134 121V120H133ZM142 121V120H141ZM144 121V120H143ZM230 121V120H228ZM180 122V121H179ZM187 122V121H185ZM218 122V121H217ZM218 122V123H220ZM256 122V121H255ZM254 122V123H255ZM262 122V121H261ZM260 122V123H261ZM264 122V121H263ZM262 122V124H263ZM133 123V124H132ZM135 123V124H134ZM166 123V122H165ZM213 123V122H211ZM248 123V124H249ZM228 124V123H227ZM233 124V123H232ZM241 124V123H239ZM261 124V126L263 127V125ZM211 125V124H210ZM215 125L217 126V124L214 123V127ZM223 125V123H222ZM252 125V124H251ZM258 125V123H257ZM224 126V125H223ZM226 126V125H225ZM230 126V125H229ZM246 126V124H245ZM254 126V124H253ZM210 127V126H209ZM212 127V126H211ZM218 127V126H217ZM215 127V128H217ZM244 127V126H243ZM242 127V129H243ZM247 127V126H246ZM250 125L247 127L249 128ZM258 128H260L259 126H256ZM222 128V127H221ZM220 128V129H221ZM235 128V127H233ZM237 128V127H236ZM236 128L234 129V131L236 130ZM246 128V129H247ZM252 128V127H250ZM249 128V129H250ZM254 128V127H253ZM241 129V127H240ZM245 129V128H244ZM228 130V129H227ZM239 130V129H238ZM248 130V129H247ZM256 130V129H255ZM260 130V129H257ZM262 130V129H261ZM7 131V130H6ZM5 131V132H6ZM12 131V130H11ZM216 131V129H215ZM214 131V132H215ZM221 131V130H220ZM242 131V130H241ZM16 132V131H15ZM115 133L116 137L115 139H111L109 136L110 133ZM208 134V131H206ZM239 132V131H237ZM236 132V133H237ZM248 132V131H247ZM255 132V131H254ZM9 133V132H8ZM26 133V132H25ZM14 134V133H13ZM17 134V133H16ZM210 134V133H209ZM238 134V133H237ZM252 134V133H251ZM19 135V133H18ZM211 135V134H210ZM231 135V134H230ZM243 135V134H242ZM257 135V134H256ZM255 135V136H256ZM113 136H115L113 134ZM112 136V137H113ZM209 136V135H208ZM239 136V135H237ZM236 136V137H237ZM249 136V135H248ZM262 136V135H261ZM260 136V137H261ZM242 136H240L241 138ZM257 137V136H256ZM48 138V137H46ZM204 138V139H203ZM239 138V137H237ZM239 138V139H240ZM247 138V137H246ZM209 139V138H207ZM233 139V138H232ZM248 139V138H247ZM243 140V138H242ZM241 140V141H242ZM246 140V139H245ZM236 141V138L235 140ZM238 141V140H237ZM240 141V140H239ZM240 141V142H241ZM248 141V140H247ZM246 141V142H247ZM208 142V141H207ZM205 141V143H207ZM243 142V141H242ZM245 142V141H244ZM243 142V143H244ZM54 143V142H53ZM251 143V142H250ZM225 144V143H224ZM235 144V142H234ZM239 144V143H238ZM58 145V144H57ZM236 145V144H235ZM241 145V144H240ZM239 146V149L234 150L229 157L226 159V161L224 160V162L226 163L227 166V170L222 174L223 175V180L224 184L221 186L222 193L225 192V190L231 191L234 194L238 196H241L240 198L246 197L249 194L253 193L254 190L256 189L257 184L255 183H250V181L247 183H245L246 180H244L243 176L245 177V174L242 173V171H237L236 167H238V165H240L239 167H242L243 165H245L247 159H245V157H247V155L249 154V151L251 150V148H240L241 146ZM243 145V144H242ZM249 145L250 144H245L244 146ZM256 145V144H255ZM204 146V144H203ZM220 146V145H219ZM229 146L232 147V143L231 145L229 144ZM234 146V145H233ZM211 147V146H210ZM228 147V146H226ZM236 147V146H235ZM234 147V148H235ZM203 148V147H202ZM205 148V146H204ZM207 148V147H206ZM219 148V147H218ZM225 147H223L224 149ZM169 149V148H167ZM178 149V150H179ZM229 149V148H228ZM258 149H261L260 146ZM205 150V149H204ZM203 150V151H204ZM225 150V149H224ZM227 150V149H226ZM231 150V148H230ZM229 150V151H230ZM257 150V149H256ZM255 150V151H256ZM262 150V149H261ZM202 151V152H203ZM228 151V150H227ZM253 151V150H252ZM252 151L250 153H252ZM258 151V150H257ZM264 151V149H263ZM169 152V151H168ZM181 152V153H182ZM224 152V151H223ZM222 152V153H223ZM180 153V152H179ZM180 153V154H181ZM188 153V155H189ZM206 153V152H205ZM220 153V152H219ZM229 153V152H228ZM169 154V153H168ZM171 154V153H170ZM178 154V151H177ZM187 154V153H186ZM193 154V153H192ZM202 154V153H201ZM224 154V153H223ZM262 154V153H261ZM183 157H184V153H182ZM191 155V154H190ZM195 155V154H194ZM197 155V154H196ZM195 155V156H196ZM198 155H200L198 153ZM250 155V154H249ZM248 155V156H249ZM253 157L256 155L255 153L252 154ZM224 156V155H223ZM222 156V158H223ZM260 156V155H259ZM171 157V155H170ZM178 157V156H177ZM181 157V155H180ZM188 157V156H187ZM225 157V156H224ZM262 159H264L263 157H261ZM171 159V158H170ZM183 159V158H182ZM181 158L178 159L182 160ZM256 160V159H255ZM254 160V161H255ZM253 161V160H252ZM250 160V162H252ZM172 162V160H171ZM170 162V163H171ZM174 162V161H173ZM222 162V161H221ZM249 162V163H250ZM248 163V161H247ZM246 163V164H247ZM261 163V162H260ZM264 163V162H263ZM262 163V164H263ZM220 163H217V165ZM224 164V163H223ZM222 164V165H223ZM252 165V164H251ZM257 165L258 162H257ZM171 166V165H170ZM248 167L250 165H247ZM246 166V167H247ZM253 166V165H252ZM255 166V165H254ZM245 167V166H244ZM263 167V166H261ZM172 167H170L171 169ZM221 168V167H220ZM219 168V169H220ZM224 168V165L222 167ZM236 168V169H235ZM264 168V167H263ZM240 170V168L238 169ZM243 170V169H241ZM263 170V169H262ZM74 171V172H75ZM221 171L223 172L224 170L221 169ZM248 173L249 170H247ZM252 171V169H251ZM259 171V170H258ZM244 172V171H243ZM261 172V171H260ZM264 172V171H262ZM252 173L257 174L256 171ZM251 173V174H252ZM168 174V172H167ZM220 174V173H219ZM261 174V173H260ZM263 174V173H262ZM161 175V172H160ZM221 175V174H220ZM253 175V176H254ZM76 176V175H75ZM89 176V177H88ZM158 177V175H156ZM249 176V174H248ZM258 175H256L257 177ZM96 177H104L105 182L99 183L98 185H95L94 183V179L93 178ZM260 177V175H259ZM118 178V177H117ZM116 178V179H117ZM151 178V177H150ZM218 178V177H217ZM219 178H221L219 176ZM218 178V179H219ZM248 180V177H246ZM255 178V176H254ZM222 179V178H221ZM252 179V178H251ZM261 179V178H260ZM128 180V181H127ZM141 180V179H140ZM255 180V179H254ZM263 180V177H262ZM143 181V180H142ZM215 182V181H214ZM218 182V181H217ZM220 182V180H219ZM218 182V183H219ZM222 182V181H221ZM254 182V181H252ZM258 182V181H257ZM116 183V182H115ZM129 183V182H128ZM133 183V181L131 182ZM138 183V180H137ZM140 183V182H139ZM250 183V184H249ZM263 183V182H262ZM150 184V182H149ZM216 184V182H215ZM220 184V183H219ZM139 185V184H138ZM141 185V184H140ZM145 185V184H144ZM157 185V184H156ZM213 186V185H212ZM220 187V186H219ZM218 187V188H219ZM260 188V187H259ZM116 189V188H114ZM217 189V188H216ZM220 189V188H219ZM218 190V189H217ZM221 190V189H220ZM259 190V189H258ZM144 191V193L142 192ZM219 191V190H218ZM228 192V193H231ZM261 192V191H259ZM226 193V192H225ZM257 193V192H256ZM218 194V193H217ZM258 194H262V193H258ZM254 195L255 194H251ZM260 196V195H259ZM236 197V196H235ZM250 197V196H249ZM252 198V197H251ZM247 199L249 200V198L247 197ZM245 200V198H244ZM254 201V200H253ZM258 202V201H257ZM256 202V203H257ZM168 203V202H167ZM49 205V206H48ZM82 221H89L92 223V225H88V224H82ZM237 227V226H236ZM244 227V226H243ZM232 228V227H230ZM239 228V227H238ZM260 228V227H259ZM262 228V227H261ZM225 229V227L223 228ZM229 229V228H228ZM226 229V230H228ZM236 229V228H235ZM241 229V228H240ZM243 229V228H242ZM253 229V228H252ZM258 229V228H257ZM233 229H231L230 231H232ZM239 230V229H238ZM238 230H237V234H238ZM247 230V229H246ZM254 230V229H253ZM259 230V229H258ZM257 230V231H258ZM222 231V230H221ZM224 231V230H223ZM229 231V232H230ZM241 231V230H240ZM248 231V230H247ZM254 232H256L254 230ZM259 232V231H258ZM261 232V230H260ZM221 233V232H220ZM228 233V232H227ZM232 233V232H231ZM230 233V234H231ZM239 233H243V231L239 232ZM247 233V232H246ZM244 233V234H246ZM252 233V232H251ZM223 234V232L221 234H219L220 236ZM225 234V233H224ZM229 234V235H230ZM233 234V233H232ZM231 234V235H232ZM235 234V233H234ZM233 234V235H234ZM249 234V233H248ZM257 234V232H256ZM216 235V234H215ZM228 235V238H229ZM236 235V234H235ZM234 235V237H235ZM258 235V234H257ZM219 236V237H220ZM227 236V235H226ZM245 236V235H244ZM244 236H239V238H237L235 241H243V238H245ZM254 236V235H252ZM250 236V237H252ZM261 238H264V231L261 232ZM232 237V236H231ZM234 237H232L233 239H235ZM255 237V236H254ZM257 237V236H256ZM216 238V237H215ZM221 238V237H220ZM223 238V236H222ZM226 238V237H225ZM227 238V240H228ZM248 238V236H247ZM253 238V237H252ZM248 239V240H252ZM261 238L259 237V240H261ZM231 239V238H230ZM222 240V239H221ZM245 240V239H244ZM256 240V239H254ZM253 240V241H254ZM226 241V239H225ZM230 241V240H228ZM227 241V242H228ZM234 241V242H235ZM252 241V242H253ZM239 242V244H240ZM246 242V241H243ZM250 242V241H249ZM248 242V243H249ZM231 243V242H230ZM229 243V244H230ZM247 243V242H246ZM235 243H233L234 246ZM238 244V242L236 243ZM235 244V245H236ZM243 244V243H242ZM241 244V245H242ZM245 244V243H244ZM66 245V246H65ZM232 246V245H231ZM243 246V245H242ZM65 247V248H64ZM11 249L14 248V245L12 244L10 246ZM237 247H235L236 249ZM10 249V250H11ZM239 250V248H237ZM236 249V250H237ZM242 249V248H241ZM202 250V249H201ZM43 251H45V256L43 259L40 258V256L43 254ZM240 251V250H239ZM209 250L207 249L205 251V255H209ZM204 255V256H205ZM41 259V260H40ZM206 259V256H205ZM208 259V257H207ZM146 264H164L156 259H151L148 258V261L146 262Z\"/></svg>", "mask_w": 264, "mask_h": 264}, {"label": "built area", "instance_id": "2783aa9c", "mask_svg": "<svg viewBox=\"0 0 264 264\" xmlns=\"http://www.w3.org/2000/svg\"><path fill=\"white\" fill-rule=\"evenodd\" d=\"M74 170L51 143L39 142L0 131V186L43 192L53 198L75 201L78 198Z\"/></svg>", "mask_w": 264, "mask_h": 264}, {"label": "crops", "instance_id": "0c3cea01", "mask_svg": "<svg viewBox=\"0 0 264 264\" xmlns=\"http://www.w3.org/2000/svg\"><path fill=\"white\" fill-rule=\"evenodd\" d=\"M78 239H79V238H78ZM75 240H77V239H75ZM73 242H74V241H73ZM44 256H45V251H43V254L40 256V258L43 259ZM41 259H40V260H41ZM95 263H96V262L93 261L92 263L89 262V263H87V264H95ZM58 264H65V260H64V256H63V255L60 256ZM83 264H84V262H83Z\"/></svg>", "mask_w": 264, "mask_h": 264}]
</instances>
